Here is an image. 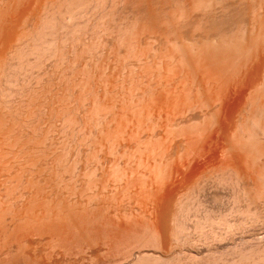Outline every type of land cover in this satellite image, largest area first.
Returning a JSON list of instances; mask_svg holds the SVG:
<instances>
[{"label":"rangeland","instance_id":"rangeland-1","mask_svg":"<svg viewBox=\"0 0 264 264\" xmlns=\"http://www.w3.org/2000/svg\"><path fill=\"white\" fill-rule=\"evenodd\" d=\"M62 1L63 0H36V1L35 0H28V1L26 0L25 3L21 7V9L23 8L22 10H24V13L28 12V14H27L28 19L26 18V20L23 22L22 27L20 28V34L23 33V34H21L22 40L18 41L16 39L15 41L17 43L14 41L15 43L13 42V44H10L11 45L10 47H9V45L3 46L2 52H0V70L2 72V73L0 72V76H1L0 77V81H1L0 82L1 83L0 84V86H1L0 87V97L2 98V99L0 98V102H1V104H0V140H1L0 141V198H1L0 199V249H1L0 250V261L1 262H0V264H2V263L3 264H6V263L12 264V263H17L18 261H19L18 264H25L24 262L26 260L27 261L31 260V258H35V259H32V261L36 260V264H39V263L40 264H69V263L70 264H78V262H79V264H116V263L117 264H127L130 261H132V259L138 253H142L144 255L146 254L147 259L160 257V259H162L161 262L162 263L165 262L163 264H224V263L225 264H240V263L249 264L250 259H251L248 257L249 254H250V256L252 254L253 255L255 254L257 256V255H259L258 253H260V252L263 253V250H264V244H262V243H264V230H263L264 229V220H262V219H264V198H263V196H264V186H263L264 180H263V182H261V185H260V181L263 178H261L260 181L258 180L259 179L258 176L261 177V174L264 175V156H262L261 159L259 158L260 159V161H259V159L256 158L257 155L255 154V152L258 149H254V151L256 150L255 152L253 151V149H250V150H249V148L244 149L246 147L243 145L237 144V142H235L236 144L233 143L234 145L232 144L233 147H229V145L232 142H234V140L236 139V138L233 139V137L235 136L234 134H237V132H236L237 127L236 126H238V124L241 123L237 119L240 118L239 120L241 121V118H242L241 116L239 117V115H238L240 113L239 108L242 107V105L244 103L243 102L244 97L242 95L238 96V94H237V96L234 97V100H229V103L227 101L226 105H224V108L220 109L221 111L218 109L216 110V108L214 107L215 106V103H214L215 99L212 100L213 105H211V106H213V109H215L216 114H214L215 111L213 109L212 110L214 112L209 114V112L211 111V110L209 111V109H208L210 107V105H207V103L209 104L211 102L210 100L214 98V97L213 98L211 97L212 94H210V93H212V92L215 93V90H217V87L219 88L220 91H224V87L227 88L228 86L231 85L229 83L231 82L232 74L234 75L237 72L238 69L236 70V68L238 66H240V61L234 59V64H232L231 62H233V60L232 61L230 60L231 62L230 61L229 62L231 64L227 63V65L230 66L231 68H233V67L234 68L230 69V67L229 68L227 67V69H229V71H227V69H225V68H224L225 70L223 69L225 64L222 65L223 67H220L221 64H219L220 62L217 63L218 61L217 62L211 61L209 59L210 60L209 62H213L212 63L213 68L209 67V66H208L209 67L208 68L206 66L207 64L205 65V63L208 62V61L206 62V60H208V59H206L204 57L206 60L203 61L204 63L203 62L200 63V61L204 60V58L203 59L200 58L199 62L197 61L198 58H195L196 60H194L193 63H195V64L198 63V65L200 64L199 66L198 65H195V66H198V67H200L201 65L203 67L206 66L208 68L207 70L212 68L211 71L212 70L215 71V69H218L219 73H218V71H217V73L215 72L216 73L215 75H214L213 71H212V73L214 76L219 74L218 75L220 78L219 80H218V76H216V79H217L216 80L215 77L211 73H210V75H212V76H210V77L206 76L208 78V80H210L211 77L213 80H215V83L213 80H210L211 82L213 81V83H210V81H207V79L205 78L206 72H205V75L203 77H202V75L197 74V72H195L196 74L194 73V75H196V76H194L191 73V71L193 72V71H195V69L194 68L191 69L192 66L190 67V65L187 64L188 62L186 64L184 63V64L180 65L177 62H175L173 59H171V56L169 55L170 53L167 54V52H168V49H170L172 47V44L170 45V43L165 42V40H164L165 38H166V41L168 40L167 36L164 37L166 34L165 35L162 34V35H164V36H162V35L158 34V33H162V32H157V34L160 35V37L161 36L164 37V39H161L162 37L159 39V36L157 34H155L156 35L155 37H157V41H156L155 40L156 38L152 35L151 30H150L151 31L150 33H149V31L147 33H145L147 31V29L145 30V32H143L144 34L139 32L140 30L143 31V29L141 28L142 24L140 25V22L142 23L143 20L140 21L142 18H140V15L138 13L139 12L138 11L139 9H137L138 5H137V7L135 6L136 2L134 3V1H133L134 5H131L132 2H130L131 4L127 5L129 3L127 1L124 3V0L123 1L122 0H117V1L115 0L118 4L114 5L115 4L114 0H112L113 2H111V1L109 2V0H108V3L106 2L108 4V7H107V4L103 2L107 7L104 9H103L104 6L102 7V5H104V4H102V2H101V5H100V2H99L98 6L100 5L101 7L97 6L98 8L94 7V9L96 12L98 10H101V12L98 11L97 13H95L92 6H91L92 8L90 7V10L84 9L85 11L83 9H81L82 7L78 9V10L81 9V11H74L72 9L71 10L65 9L66 4L63 5L64 3H62ZM169 1L167 2L168 4H170ZM172 1L174 3L176 2V5ZM172 1H171L172 5H175L176 7L182 6V4H180V2L177 3V1H179V0H172ZM182 1H181V3H182ZM222 1H221L222 4L220 6L225 5L227 7V8H225V10L226 9L227 10L222 12L223 9L219 8L218 12L215 11L213 13V14L217 13V16L219 15L221 17V19H220V17L218 16L219 20H218V17L216 18V20H218L217 22L220 23L222 20V22H225L227 24V27H229V31L232 28L231 32L236 33V31H239L238 29L240 28V26L238 25V22H236L237 21L236 19H238L237 14H240L241 12L239 13V11L243 10V13L245 12L244 14H246L248 12L247 13L248 17L246 16L247 14L246 15L242 14V15L246 16L245 17L246 20L244 19L242 24H245L244 27L248 28V29L244 28V30H250L252 28V26L255 24L254 27L256 26V28H255L256 33H257V31L264 33V28H263L264 27V16H263L264 15V4L262 2L263 0L261 1L262 3H260V0L259 1L258 0H246V1L245 0H242V1L241 0H229V1L228 0H222ZM224 1H225V3H224ZM59 2H60V5H58ZM64 2H65V0H64ZM121 2H123V4ZM143 2L145 3V1H143ZM162 2L164 5L165 1H162ZM234 2H236V3H234ZM148 3L149 2H147L146 4L149 5L150 3L149 4ZM159 3H160V1H159ZM255 3H256V7L253 8V5H255ZM257 3L259 5H263V6H259ZM61 4H62V6H61ZM120 4L122 6H120ZM168 4H167V7H170V9H171V7L172 8L174 7L171 4H170L171 6H168ZM231 4L233 6L229 7V6H231ZM239 4L240 5L242 4V5L240 6ZM236 5H237V7H236ZM128 6L129 7L132 6V7L129 8ZM111 7H112V9H111ZM179 7L174 8L173 11H175V9H180L178 11H181L182 7L181 8H179ZM257 7L262 8V9L259 8L262 12H260V10ZM58 8H59V10H58ZM67 8H68V6H67ZM88 8H89V6H88ZM162 8H163V6H162ZM238 8H240L241 10H237ZM251 8H253V9H251ZM51 9H52V11H51ZM62 9H64L63 10L64 13L61 12ZM92 9H93V11H92ZM96 9H98V10H96ZM110 9H111V11L113 10V12H111ZM118 9H120V10H118ZM121 9H123V10H121ZM229 9L230 10L232 9L234 12H231L232 10L230 11ZM235 9H236V11H235ZM66 10H68V11H66ZM133 10H134V12L132 13L131 11H133ZM165 10H166V6H165ZM171 10H170V14H172ZM249 10H252V11H249ZM45 11H47V12H45ZM70 11H71V13L74 12L72 14L75 15V17H74L75 19H76V17H77V20L79 19L78 21L76 20L77 21L76 23H75V19L73 18L74 21H72V17H70V15H69ZM105 11L108 13V15ZM168 11L169 10L167 9V12ZM227 11H229V12L227 13ZM255 11H256V13H255ZM60 12H61V14H60ZM76 12H77L78 16L75 14ZM79 12L81 13L80 16H79ZM85 12L87 14H85ZM123 12H125L126 14ZM196 12H198V11H196ZM225 12H226V14H225ZM236 12H237V14H235ZM56 13H59V14H56ZM223 13H224V15H223ZM72 14H71V16H73ZM89 14H90V16H89ZM96 14H98V15H96ZM102 14L107 15L106 17L104 16L106 20H104V18L102 17L103 16ZM253 14H254L257 21L254 19ZM259 14L262 15L261 18L259 17V16H261ZM62 15L66 16L67 18L64 19ZM81 15L82 16L84 15V17H82ZM231 15H232V17H231ZM42 16H45V17H42ZM52 16H55L56 19L54 17L52 18ZM223 16L226 18V20H225V18L223 19ZM244 16H243V18H244ZM39 17H41V18H39ZM78 17H80V18H78ZM86 17L89 18L90 21ZM115 17L118 19H116ZM215 17H216V15H215ZM234 17H235V19H234ZM44 18L47 19V21ZM69 18L71 19L72 22L70 21ZM81 18H84L86 21L84 19H81ZM92 18H93V20H92ZM129 18H130V20H129ZM48 19L49 20H51V19L58 20L61 23L57 22V21L55 22L53 20L54 24L52 26L50 24L51 22ZM99 19L105 21V22L101 21V23L103 25H101ZM136 19L138 20L137 22H136ZM258 19H262L263 23L259 22L261 25L258 23ZM61 20H64L65 21L64 23H66V24L68 23V26H70L69 27L70 29L68 28V26H66V28H65L64 25H66V24H62L63 21H61ZM67 20H68V22H66ZM252 20H255L256 22L255 21L252 22ZM84 21L87 23V25H88L87 27L89 29L86 27V23ZM113 21H115V22H113ZM129 21H130V23H129ZM42 22L44 24L47 23L46 27H48L49 26L48 24H50L53 27V29H55V27L58 26L55 31L52 30L51 26H50V28L49 27L47 28V30L49 29L48 31L51 30V34L53 31L55 32L54 34H56V35L58 34L57 35L58 37L57 36L55 37V35H53V34L50 35L48 32L49 36L47 38V36H46L47 34L46 35L43 34V32L46 33L47 31H45L46 27L44 28V24ZM70 22L73 23L75 26L73 24H71ZM96 22H97V24H96ZM247 22H248V24H247ZM55 23H57V25ZM98 23H99V25H101L100 26L101 28L99 27ZM106 23H108L109 26ZM120 23L122 26L120 25ZM76 24L77 25L79 24L77 28H75ZM54 25H55V27H54ZM61 25L64 26V29H63V27H61ZM104 25H105V27L107 25V27L103 28V30H104L103 31L102 26H104ZM237 25L239 26L238 28H237ZM38 26H40V27H38ZM72 26L76 29L75 31H77L79 29L81 30V28H82V31L79 30L77 32H72L73 31ZM84 26L86 27V29H88V33H87ZM90 26H91V28H90ZM128 26H129V28H127ZM59 27L62 29H59ZM125 27L127 30L125 29ZM193 29H194V27H193ZM234 29L235 30L237 29V30L235 31ZM37 30L39 33H41L40 35L37 32ZM92 30H94V31H92ZM100 30H102L101 33H100ZM105 30L108 32H106ZM89 31H91L92 33ZM97 31H99V32H97ZM118 31L120 33L123 31L121 33V34H123V37ZM79 32H80V34H79ZM81 32H83V33H81ZM84 32L87 35H85ZM199 32L200 31H197V34H200ZM231 32H230V34L232 35L233 33H231ZM35 33H36V35H35ZM61 33H63V34H61ZM69 33H71L70 34L71 36L75 37V38L73 37V39L77 38L76 39L77 41L78 40L80 41L79 38H81V41H80L81 43L76 42L77 45H75V43H73V42H75L76 40L71 41L72 39H68L71 37L69 35ZM75 33L77 35H79V37H77ZM89 33H91V36ZM95 33H98V34L95 35ZM104 33L106 35H104ZM134 33L135 34L137 33V34L135 35ZM81 34L84 35L85 37L86 36L87 37L85 38ZM109 34L112 36H110ZM145 34H147L146 36H150V34H151L150 38L149 37L146 38V36L143 37V35H145ZM236 34H238V32ZM64 35H65V38L67 37V39L64 38ZM37 36H39L40 39L37 38ZM41 36H43L45 39H43V37H41ZM50 36H52V37L50 38ZM53 36L58 41H56ZM80 36L84 37L85 39L80 37ZM96 36H98V38ZM133 36H135V37H133ZM33 37H35V39ZM90 37H92V38H90ZM141 37H142V39H139ZM24 38H25V41H24ZM28 38L32 39L31 43H30ZM52 38L55 41H52ZM37 39H39V40H37ZM42 39H43V41H45L44 43L49 41L50 45H48L49 43L46 44L48 47L44 43L42 45V43H41V42H43ZM118 39H120V40H118ZM144 39H147L150 43H147L148 41H146ZM149 39H151V41ZM34 40L35 41L37 40L38 42L37 41L35 42ZM153 40H155V41H153ZM162 40H164V42H163L164 44H162L160 42ZM39 41H40V43H39ZM51 41L54 42L55 43L54 45H56L57 47L56 46L54 47V45H52L54 48H51L52 47ZM64 41H67V42H64ZM144 41H145V43H144ZM83 42H85L86 45ZM134 42H135V44H134ZM37 43H39L41 46L36 45ZM56 43H58V44H56ZM60 43L62 44V46L60 45ZM65 43H66V45H65ZM72 43L74 46H72ZM166 43H168L171 47H169L168 44L166 45ZM83 44H84V46H83ZM160 44H162L163 46ZM91 45H92V47H91ZM94 45L95 46L97 45V46L95 47ZM25 46H28L29 48H27V47L25 48ZM34 46H37L38 48L42 47V46H44L45 48L47 47V49L49 50V53H48V51H46L47 49L44 50V52H43L42 48H41V50H39V49H37V47L35 49ZM49 46H50V48H49ZM85 46H86V48L87 47L88 48L86 49ZM158 46H159V48H156ZM17 47L20 48V51H22L21 53ZM112 47H113V49H112ZM129 47H130V49H129ZM162 47H164V48L166 47L165 49L167 51L163 50L164 48H162ZM22 48H23V50H22ZM89 48H91L90 51H88ZM27 49L30 51H27ZM51 49L52 50L55 49V51H51ZM73 49H75V51ZM82 49L83 50L85 49V53L86 52L87 53L85 54L84 51H82ZM135 49H137V51ZM17 50L19 53L16 52ZM65 50H66V52H65ZM161 50H163V51H161ZM172 50L173 49H171V51ZM23 51L24 52L26 51L25 54ZM35 51L38 53H36ZM29 52L30 53L32 52V54H30ZM39 52H41L43 55L39 54ZM101 52L103 53V55ZM162 52H164V54ZM15 53H17V54H15ZM105 53H106V55H105ZM131 53L133 56L131 55ZM11 54L13 57L11 56ZM18 54H21V55L19 56ZM148 54H149V56H148ZM27 55H29L30 57ZM60 55H61V57H60ZM134 55H136L137 57ZM165 55H167V56H165ZM15 56H17L18 58L17 57L15 58ZM24 56H26V57L24 58ZM143 56H144V58H143ZM188 57H191V56L188 55ZM125 58H126V60H125ZM24 59L27 61V63ZM189 59H191V58H189ZM171 60H173V61L171 62ZM19 61H21V62H19ZM94 61H96V62L94 63ZM125 61H126V63H125ZM195 61H197V63ZM235 61H237L239 63H237ZM8 62H10V64H8ZM214 62L217 63L218 68L214 67L215 66V65H213V64H215ZM167 63H169V64H167ZM193 63L191 62L190 64H193ZM221 63H223V62H221ZM235 63H236V65L238 64V66H236ZM209 64L211 66V63H208V65ZM218 64H219V66H218ZM168 65H169V67H168ZM186 65H187V67L189 66L188 72H190V75H193L194 77H197L198 79L195 78L194 79L195 81H194V80H192L193 78L192 79L190 78L191 76L189 75V73L186 72L187 71ZM140 66H143V67H140ZM181 66L182 67L184 66V67L182 68ZM84 67H85V69H84ZM193 67H194V65H193ZM225 67H226V65H225ZM171 68H172V70H171ZM115 69H116V71H115ZM162 69H164V70H162ZM197 69H198V73H199V72H202L203 71L202 69H204V68L201 69V67H200V70H199V68H197ZM159 70L161 72L160 75H159ZM170 70H171V72H170ZM207 70H205V71H207ZM8 71H9V73H8ZM37 71H39V72H37ZM220 71H222V72H220ZM207 72H209V71H207ZM225 72H227V73H225ZM4 73L6 74L7 77H5ZM79 73H80V75H79ZM172 73L174 74V76ZM229 73H230V75H228ZM237 73L239 74V72H237ZM237 73L234 75L235 78H232V79H234V80L237 79L236 78ZM7 74H9V75H7ZM179 74H181V75H179ZM184 74H186V75H184ZM200 74H204V71H203V73H200ZM222 74L224 75V77L222 76ZM175 75L179 76L180 78H178V80H177V78H175L176 77ZM228 76H229V80H230L229 83L227 82V81H229ZM187 77L189 78V80ZM202 78L204 80H201ZM248 78H250V76L249 77L247 76V79ZM4 79H6V80H4ZM182 79L184 81H187V82H185L187 87H185L186 85L182 82L183 81ZM199 79L201 80L200 83H199V81H200ZM205 79H206V81H205ZM178 81H179V83H178ZM189 81L191 84L188 83ZM204 81L207 83L208 82L210 83L209 88H208L207 83H205L207 85V86H205L206 87V89H205V87H204L205 84H203ZM169 82H171V83H169ZM192 82H194V85H192ZM232 82H233V80H232ZM32 83H33V85H32ZM227 83L229 85H225ZM57 84H58V86H57ZM170 84H172V85H170ZM181 84H182V86H181ZM223 84L225 85L224 87L222 86ZM84 85H86V86H84ZM175 85H176L177 89L175 88ZM198 85H200V86H198ZM211 85L213 88H211ZM73 86H76V87H73ZM126 86H128V87H126ZM219 86L220 87L222 86L223 88L220 89ZM190 87L192 89H190ZM197 87H199V88H197ZM57 88L59 90H57ZM187 88L190 89L191 92ZM193 88H194V90H193ZM195 89L199 90L198 92L201 91V93L195 94L197 92ZM83 90H85V91H83ZM105 90H106V92H105ZM178 90H179V92H178ZM202 90H205V91H202ZM186 91L189 92L187 96H186V94H187ZM209 91H212V92L209 93ZM164 92H166V93H164ZM176 92H178L179 94ZM1 93L2 94L4 93V94L2 95ZM80 93H83V94H80ZM170 93H172V95ZM208 93H209V95H208ZM216 93H218V90L216 91ZM165 94H168V96L167 95L164 96ZM205 94L208 96H205ZM175 95L179 96V98L176 97ZM190 95H192V96L189 98ZM195 95L197 97H194ZM136 96H137V98H136ZM198 97H199V99H198ZM206 97H208V99L209 98H211V99L205 100ZM12 98H13V100H12ZM131 98L133 100H131ZM161 98H162V100H161ZM170 98L171 99L173 98L172 99L173 101ZM186 98H188L189 100H187ZM191 98H193L194 102L192 101ZM195 98H196V101H195ZM35 99H36V101H35ZM112 99H114V100H112ZM201 99H202V101H204V102L207 101V102L202 103V101H200ZM160 100H161V102H160ZM165 100L168 101V104L171 107H169L167 102L166 103L164 102ZM180 100H181V102H180ZM185 100H186V103H188V105L190 107H193V105L195 106L196 104H198V105H196L197 107L195 106V107L191 108V110H190L189 109L190 107L188 108V105H186ZM190 101H191V103H190ZM130 102H132V103H130ZM174 102L177 103L178 105L175 104ZM60 103H62V104H60ZM84 103H85V105H84ZM98 103H99V106H98ZM161 103H163L162 104L163 107L161 106ZM171 103L173 105H171ZM164 104L167 105L169 108L165 107ZM203 104H205V106ZM1 105H2V107H1ZM11 105H13V106H11ZM25 105L27 106L26 108H25ZM131 105H133V106H131ZM182 105H184V107L186 106V109L187 108L188 109L187 110L182 109V108H184ZM206 105H207V107H206ZM63 106H64V108H63ZM84 106H85V108H84ZM128 107H130V108L128 109ZM161 107H162V109H161ZM198 107H200L201 110L204 111L203 114L201 113L202 111L200 110V108L198 109ZM174 108H176V109H174ZM205 108H207L206 111L204 110ZM39 109H40V111H39ZM96 109L99 111H97ZM12 110L15 112L14 114H13ZM69 110L73 111V112H70ZM131 110H133V111H131ZM171 110H173V111H171ZM79 111H80V113H79ZM130 111L132 113H130ZM174 111H176L177 113ZM188 111H189V113H188ZM207 111H209L208 114L206 113ZM217 111L221 112V113H217ZM183 112H185V113H183ZM136 113H137V116H136ZM166 113H168V114H166ZM173 113H174V115H173ZM51 114H52V116H51ZM138 114H139V116H138ZM159 114H160V116H159ZM212 114H214L215 117ZM217 114H219V115H217ZM1 115H2V117H1ZM95 115H97V116H95ZM175 115H178V116H175ZM211 115H212V118L210 117ZM219 117H220V119H219ZM13 118L17 122L15 120H13ZM75 118H77V119H75ZM20 120H22V121H20ZM203 120H204V122H203ZM30 123H31V125H30ZM73 123H74V125H73ZM190 124H192V125H190ZM205 124H206V127H205ZM91 125L93 126V128ZM186 125H188V126H186ZM189 125L191 126V128ZM250 125H248V128H250ZM172 126H173V128H172ZM168 127H170V129H168ZM200 127H203L204 129H206V131ZM190 129H191V131L189 132ZM207 129H209V130H207ZM109 130H111V131H109ZM180 130H181V132H180ZM102 131H103V133H102ZM173 131H175V132H173ZM61 133H62V135H61ZM187 135H190L191 137L187 136ZM118 136H119V138H118ZM236 137H237V135H236ZM10 139H12V140H10ZM41 139H42V141H41ZM30 142L32 144H30ZM66 142H68V143H66ZM138 142H140V143H138ZM184 143H186V144H184ZM228 143H229V145H228ZM28 144H30V145H28ZM179 144H180V147H179ZM260 145L262 146L263 144L260 143ZM43 146L45 147L46 150L44 149ZM34 150L36 152H34ZM253 152H254V154H253ZM249 153H252L253 156H250L251 154H249ZM34 156H35V158H34ZM156 156H157V158H155ZM245 159H246V161H245ZM251 159L255 162H252ZM255 159H257V160H255ZM27 161L29 162V164H27L28 163ZM139 161H140V163H139ZM246 165H248V166H246ZM253 166L256 169L251 168ZM262 168H263V171H262ZM102 169H103V171H102ZM243 169L245 171H243ZM250 170L252 172H250ZM253 171H255V172H253ZM228 172H230V173H228ZM233 172L234 173L236 172L235 173L236 175H233L234 174ZM256 172H257L258 176L256 175ZM143 173H145V174H143ZM238 173L239 174L242 173L241 176L244 175V176H242L243 178L242 177L240 179L238 178L240 181L239 183H241V185L239 184V186H241V188H239V186H236L238 184V183L236 184V181H237L236 176L238 175ZM253 173H254V176H253ZM115 174H116V176H115ZM229 174H231L232 176ZM112 175H114V176H112ZM44 176H46V177H44ZM160 178H161V181H160ZM106 182H107V184H106ZM158 182H160V183H158ZM41 183H43V184H41ZM131 183H132V185H131ZM142 183H143V185H141ZM233 183H235V184H233ZM243 183H245V184H243ZM160 184L164 188V189H158V190H161V192L155 190V189H157L158 186H160ZM260 187H262V188H260ZM242 188H243V190H240ZM245 188H247V189H245ZM154 190L156 191V193ZM255 190H256V192H255ZM240 191H242V192H240ZM243 191L246 193H244ZM257 191H259V195H262V196H259L257 194ZM260 191L263 193L260 194ZM97 192H98V194H97ZM158 192L160 194H158ZM247 192H248V195H250L251 197H248ZM150 194H152V195H150ZM255 195H257V198H255L256 197ZM150 196H151V198H150ZM258 196H259L260 200L258 199ZM97 197H99V198H97ZM111 197H113V198H111ZM96 198H97V201H96ZM223 199H224V201H223ZM34 200H35V202H34ZM247 200H249V201H247ZM254 201H255V203H254ZM30 202H31V204H30ZM59 202H60V204H59ZM246 203L249 205H247ZM251 203H253V204H251ZM20 204H22V205H20ZM176 205H177V207H176ZM41 206H42V208H41ZM70 207H71V209H68ZM174 207L178 208V212H175L177 210ZM44 208H46V209H44ZM56 208H57V212H55ZM78 208H79V211H78ZM94 208H95V210H94ZM173 208H174V211H173ZM38 212H39V214H38ZM149 213H150V215H149ZM35 214H37V216ZM56 214H58V215H56ZM45 215H46V217H45ZM86 215H89V216H86ZM168 215H169V217H168ZM246 215H247V217H246ZM25 216H27V217H25ZM48 216H49V218H48ZM35 217H37V219ZM16 218H18V219H16ZM138 218H139V220H138ZM82 219H83V221H82ZM1 221H3L4 223L3 222L1 223ZM26 221H27V224H26ZM31 221H32V223L30 224ZM34 221H36V223L37 222L38 223L37 224L35 223L33 225ZM39 221H40V223H39ZM146 221H147V223H146ZM153 221H155L156 223H159L160 227L163 229H167L169 231V233H171V234L173 233V235L177 233V238H176V235L175 236L171 235L170 238H172V236H173L175 239L172 238V240L169 242L170 244H167L168 242L166 244H164V242H162L160 240H159L160 241L159 242L158 239L156 240V242L153 241L152 236H151L152 233L150 234V232L152 231V230L150 231V229H152V226L155 223V222L152 223ZM22 222H24V223H22ZM83 222H84V224H83ZM252 222H253V224H252ZM72 223H73V225H72ZM168 223H171L172 226ZM6 224H8L9 227ZM151 224H152V226H151ZM77 225H79V226H77ZM149 225H150V229L147 230L148 228H146V227L147 226L149 227ZM165 226H167V227L165 228ZM28 227H31V228H28ZM35 227H37V228H35ZM68 227H69V229H68ZM74 227L75 228L77 227V228L75 229ZM144 227L146 229H144ZM195 227H196V229H195ZM73 228H74V230H72ZM87 228H89V229H87ZM120 229H121V231H120ZM19 231H20V234H19ZM24 231H26V232H24ZM254 232H256V233H254ZM240 233H242V234H240ZM48 234H50V235H48ZM37 235H38V237H36ZM61 235H62V237H61ZM28 236H30V237H28ZM48 236H50V237H48ZM17 237H18V240H17ZM43 237H44V240H43ZM53 237H54V239L52 240ZM66 237H68V239ZM79 238H81L84 241H80L81 239L79 240ZM23 239L26 241H24ZM134 239H135V241H134ZM221 239H223V240H221ZM174 240H175V242H174ZM14 241H15V243H14ZM58 241H60V242H58ZM66 243H68V244H66ZM159 243H161L162 246ZM24 244L26 245L25 248L23 247V246H25ZM236 244H237V246H236ZM243 244H244V246H243ZM35 245H36V247H35ZM241 245H242V247H241ZM260 245H262V246H260ZM153 246H155V247L153 248ZM167 246H168V248H167ZM254 246L255 247L259 246V247H257V249H256ZM4 247H5V249H4ZM20 247H23V249ZM17 248H18V250H17ZM250 248H252V249L255 248L256 249L255 251L257 253H254L255 252L254 249L253 250L251 249V253H249ZM260 248H262V251L260 250ZM58 249H60V250H58ZM258 249L260 250V252L257 251ZM34 250H36V252ZM45 250H47V251H45ZM63 250H65V251H63ZM75 250H76V252H75ZM82 250H84V251H82ZM86 250H87V252L84 253ZM228 250H230V251H228ZM19 251H21V252H19ZM246 251H248V253H246ZM3 252H5V253H3ZM27 252H29V253H27ZM73 252H75V253H73ZM22 253L24 255H22ZM245 253L248 257L246 259L249 262L244 259L245 256L243 257L241 255V254L244 255ZM10 254H11V256H10ZM46 254H48V255H46ZM180 254H182V255H180ZM57 255H58V258H57ZM86 255H88V256H86ZM253 255L251 257H253ZM255 255H254V257H255ZM14 256H15V258H13ZM26 256H27V258H26ZM51 256H53V257H51ZM78 256L80 257V259ZM151 256H152V258H151ZM155 256H157V257H155ZM4 257H6V259ZM240 257H242V258L240 259ZM179 258H180V260H179ZM7 259L10 261H8ZM242 259H244L245 261ZM3 260H5V261H3ZM42 260H44V261H42ZM77 260H79V261H77ZM165 260H167L168 262ZM27 261H26V264L29 262V261L28 262ZM158 262H160L159 259H158Z\"/></svg>","mask_w":264,"mask_h":264},{"label":"bare ground","instance_id":"bare-ground-1","mask_svg":"<svg viewBox=\"0 0 264 264\" xmlns=\"http://www.w3.org/2000/svg\"><path fill=\"white\" fill-rule=\"evenodd\" d=\"M25 1L26 0H0V52H2V49H3V46H8L9 45V47L11 46L10 44H13V42L17 39L18 41H20V40H22L21 39V34H23V33H21L20 34V28L22 27V25H23V22L26 20V18H27V14H28V12H26V13H24V10H22L21 9V7H22V5L25 3ZM28 1V0H27ZM36 1V0H35ZM113 2L112 0H109V2ZM117 1V0H116ZM115 0H114V2H115V4L114 5H116V4H118L117 2H116ZM123 1V0H122ZM129 2L127 5H129V4H131L130 2H132V4L131 5H134L133 4V1H134V3L136 2V4H135V6L137 7V5H138V8L137 9H139L138 11V13H139V15H140V18H142L140 21H142L143 20V22L141 23L140 22V25L142 24V26H141V28L143 29V31H139L140 33H143V32H145V30L147 29V31L145 32V33H147L148 31H149V33L151 32L152 33V35L155 37L156 35L155 34H157V32H162V33H158V34H160V35H162V34H166L165 36L164 35H162V36H164V37H168V40L166 41V38L164 39V37H160V35H158L159 36V39L161 38V39H164L165 40V42H168V43H170V45L172 44V47L168 44V43H166V45L168 44L169 45V47H171L170 49H168V52H167V54L168 53H170L169 55L171 56V59H173L175 62H177L178 64H186L187 62V64L188 65H190V67H191V69L192 68H194L195 69V71H191V73L194 75V73L195 72H197V74H199V75H202V77L205 75V72H206V75H205V78L207 79V81H210V80H213L212 79V77H211V79L210 80H208V78L207 77H210V76H212L213 75V73H212V71L214 72V75L217 73V71H218V69H215V71L214 70H212L211 71V69L213 68V66H212V63L213 62H209L210 60L211 61H218L217 63H219V64H221L220 65V67H223L222 65H226V67H225V65H224V67H223V69L225 68V69H227V67L229 68L230 66H228L227 65V63L228 64H234V59L235 60H238V61H240V66H238V64L236 65V63H235V65L236 66H238L237 68H236V70H237V72H239V74L237 73V75H236V78L237 79H232V78H235V74L233 75L232 74V77H231V82H232V80H233V82L231 83L230 82V80H229V76H228V80L229 81H227L229 84H231L230 86H226L227 88H225L224 86L225 85H229L228 83L227 84H223L222 86L224 87V91H220L219 90V88L217 87V90H218V93H216V91L217 90H215V93L214 92H212V91H209V93L210 92H212V93H210V94H212L211 95V97L213 98V99H211V98H209L208 99V97H206V99L205 100H210L211 102V104L209 103H207V105H210V107L208 108L209 109V111H207L206 113L208 114V112H209V114H211V113H213L214 111H215V109H213V106H211V105H213L212 104V100H214V103H215V108H216V110L218 109V110H220V109H223L224 108V105H226V103H227V101H228V103H229V100H234V97H236L237 96V94H238V96L239 95H242L243 97H244V103H243V105H242V107H240L239 109H240V113L238 114L239 115V117L241 116L242 118H241V121L239 120V119H237L239 122H241V123H239L238 124V126H236L237 127V130H236V132H237V134H234L233 136V139H235L234 140V142H232L230 145H229V143H228V145H229V147H233L232 146V144L234 143V144H236L235 142H237V144H239V145H243V146H245L246 148H244V149H248L249 148V150L250 149H253V151H254V149H258L256 152L258 153H256L255 151V154L257 155V157L256 158H260L261 159V157L262 156H264V33H261V32H258L257 31V33H256V31H255V28H256V26L254 27V25L252 26V28L250 29V30H244V28L246 29L247 27H244V25L245 24H242L243 23V21H244V19L246 20V16L248 17V12L246 13V14H244L243 13V10L242 11H239V13L240 14H237V12L235 13V14H237V18L238 19H236L237 21L236 22H238V25L240 26V28L238 29L239 31H236L235 29V31H236V33L238 32V34H236V33H233V32H231V30H232V26L230 27L231 29H230V31H229V27H227V24L225 23V22H222V20H221V22L219 23V22H217L218 20H219V17L217 16V13L216 14H213L215 11H217L218 12V9L219 8H221V9H223L222 10V12H224V11H226L225 10V8H227L225 5V7L222 5V6H220L221 4H222V0H179V1H177V3H179L180 2V4H182V8L181 7H179V8H181L182 10L181 11H178V10H180V9H175V11H173V9L174 8H178V7H176L175 5H176V2L174 3L172 0H143V1H145V3L142 1V0H124V3L125 2ZM142 1V2H141ZM149 2L148 4L149 5H147L146 3L147 2ZM159 1H160V3L162 2V1H165L164 2V5H163V2L160 4L159 3ZM170 2V4H171V1L175 4V5H172V6H174L173 8L171 7V9H170V7H167V2ZM181 1H182V3H181ZM222 1V2H221ZM229 1V0H228ZM242 1V0H241ZM246 1V0H245ZM259 1V0H258ZM262 0H260V3H262L263 2V4H264V0L261 2ZM57 2V1H56ZM99 2H100V5H101V2H102V4H104V3H108V0H65V2H64V0L62 1V3H64L63 5H65L66 7H65V9H68V10H74V11H81V9H88V10H90V7L92 6L93 7V9H94V7H97L98 6V4H99ZM104 2V3H103ZM249 2V1H248ZM254 2V1H253ZM46 3V2H45ZM55 3V2H54ZM106 3V4H107ZM122 4H123V2H121ZM138 3V4H137ZM156 3V4H155ZM159 3V4H158ZM224 3H225V1H224ZM228 3V2H227ZM234 3H236V2H234ZM239 3V2H238ZM247 3V2H246ZM252 3V2H251ZM47 4V3H46ZM57 4V3H56ZM69 4V5H68ZM112 4V5H113ZM170 4H168V6H171ZM253 4V3H252ZM258 4V3H257ZM48 5V4H47ZM46 5V6H47ZM52 5V4H51ZM50 5V6H51ZM58 5H60V2H59V4ZM57 5V6H58ZM89 6V8H88V6ZM98 6V7H101V6ZM160 5V6H159ZM230 5V4H229ZM228 5V6H229ZM240 5V4H239ZM242 5V4H241ZM240 5V6H241ZM250 5V4H249ZM259 5V4H258ZM45 6V5H44ZM54 6V5H53ZM61 6H62V4H61ZM67 6H68V8H67ZM104 6V7H103ZM120 6H122L121 4H120ZM134 6V7H135ZM162 6H163V8H162ZM165 6H166V10H165ZM233 5L231 4V6H229V7H232ZM259 6H263V5H259ZM82 7V8H81ZM84 7V8H83ZM91 7V8H92ZM97 7V8H98ZM102 7H103V9L104 8H107L108 7V4H107V7H106V5L104 4V5H102ZM110 7V6H109ZM113 7V6H112ZM112 7H111V9H112ZM118 7V6H117ZM126 7V6H125ZM124 7V8H125ZM129 7V6H128ZM132 7V6H131ZM131 7H129V8H131ZM133 7V8H134ZM135 7V8H136ZM160 7V8H159ZM235 7V6H234ZM233 7V8H234ZM236 7H237V5H236ZM235 7V8H236ZM247 7V6H246ZM254 7H256V3H255V5H253V8ZM55 8V7H54ZM64 8V7H63ZM70 8V9H69ZM79 8H81L80 10H78ZM115 8V7H114ZM245 8V7H244ZM253 8H251V9H253ZM258 8V7H257ZM260 8V7H259ZM258 8V9H259ZM50 9V8H49ZM48 9V10H49ZM56 9V8H55ZM76 9V10H75ZM93 9H92V11H93ZM102 9V10H103ZM111 9H110V11H111ZM117 9V8H116ZM115 9V10H116ZM167 9L169 10L168 12H167ZM243 9V8H242ZM256 9V8H255ZM260 9H262V8H260ZM259 9V10H260ZM54 10V9H53ZM58 10H59V8H58ZM63 10L64 9H62V11L61 12H63ZM68 10H66V11H68ZM87 10V11H88ZM96 10H98V9H96ZM118 10H120V9H118ZM121 10H123V9H121ZM128 10V9H127ZM170 10L172 11V14H170ZM230 10V9H229ZM232 10V9H231ZM230 10V11H231ZM237 10H241L240 8H238ZM245 10V9H244ZM51 11H52V9H51ZM56 11V10H55ZM85 11V10H84ZM91 11V12H92ZM98 11H100L101 12V10H98ZM97 11V12H98ZM104 11V10H103ZM107 11V10H106ZM105 11V12H106ZM117 11V10H116ZM129 11V10H128ZM137 11V10H136ZM177 11V12H176ZM196 11H198V12H196ZM235 11H236V9H235ZM246 11V10H245ZM249 11H252V10H249ZM258 11V10H257ZM39 12V11H38ZM45 12H47V11H45ZM44 12V13H45ZM57 12V11H56ZM61 12H60V14H61ZM94 12L95 13H97L96 11H95V9H94ZM99 12V13H100ZM108 12V11H107ZM106 12V13H107ZM111 12H113V10L111 11ZM126 12V11H125ZM125 12H123V13H125ZM132 13L134 12V10L133 11H131ZM196 12V13H195ZM229 11H227V13H228ZM231 12H234L233 10L231 11ZM260 12H262L261 10H260ZM50 13V12H49ZM64 13V12H63ZM67 13V12H66ZM69 13V12H68ZM72 13H74V12H72ZM71 13V11H70V13H69V15H70V17H72V21H74V17H75V15H73ZM103 13V12H102ZM120 13V12H119ZM255 13H256V11H255ZM56 14H59V13H56ZM71 14L73 15V16H71ZM76 15H77V12L75 13ZM80 12H79V16H80ZM85 14H87L86 12H85ZM126 14V13H125ZM124 14V15H125ZM135 14V13H134ZM220 14V13H219ZM225 14H226V12H225ZM233 14V13H232ZM234 14V15H235ZM242 14H244V15H246V16H244V15H242ZM37 15V14H36ZM44 15V14H43ZM46 15V14H45ZM48 15V14H47ZM54 15V14H53ZM64 15V14H63ZM62 15V16H63ZM68 15V14H67ZM92 15V14H91ZM96 15H98V14H96ZM103 15V14H102ZM107 15H108V13H107ZM107 15H103L102 17L104 18V20H106L105 19V17L107 16ZM112 15V14H111ZM215 15H216V17H215ZM223 15H224V13H223ZM230 15V14H229ZM228 15V16H229ZM233 15V16H234ZM259 15H261V14H259ZM258 15V16H259ZM32 16V15H31ZM40 16V15H39ZM61 16V17H62ZM78 16V15H77ZM82 16V15H81ZM87 16V15H86ZM89 16H90V14H89ZM105 16V17H104ZM113 16V15H112ZM136 16V15H135ZM227 16V15H226ZM236 16V15H235ZM239 16V17H238ZM243 16H244V18H243ZM253 16H254V14H253ZM264 16V15H263ZM42 17H45V16H42ZM55 18V16H52V18ZM57 17V16H56ZM59 17V16H58ZM82 17H84V15L82 16ZM93 17V16H92ZM139 17V16H138ZM218 17V20H216V18ZM231 17H232V15H231ZM260 18L262 17V15L261 16H259ZM258 17V18H259ZM39 18H41V17H39ZM47 18V17H46ZM63 18L64 19H66L67 17L66 16H63ZM74 18V19H73ZM78 18H80V17H78ZM87 18V17H86ZM98 18V17H97ZM101 18V17H100ZM110 18V17H109ZM116 18V17H115ZM136 18V17H135ZM225 17L223 16V19H224ZM28 19V18H27ZM45 19V18H44ZM56 19V18H55ZM58 19V18H57ZM70 19V18H69ZM81 19H84V18H81ZM88 20H89V18H87ZM96 19V18H95ZM94 19V20H95ZM102 19V18H101ZM101 19H99L100 20V23H101V21L102 22H105L104 20H101ZM116 19H118V18H116ZM122 19V18H121ZM138 19V18H137ZM136 19V22L138 21ZM220 19H221V17H220ZM229 19V18H228ZM234 19H235V17H234ZM248 19V18H247ZM252 19V18H251ZM254 19L256 20V18H255V16H254ZM46 21H47V19H45ZM49 20V19H48ZM53 20L54 19H51V20H49L50 22V24L53 26ZM77 17H76V19H75V23L79 20H77ZM85 20V19H84ZM87 20V21H88ZM92 20H93V18H92ZM91 20V21H92ZM98 20V21H99ZM124 20V19H123ZM127 20V19H126ZM129 20H130V18H129ZM133 20V19H132ZM225 20H226V18H225ZM224 20V21H225ZM255 20H252V22H254ZM28 21V20H27ZM42 21V20H41ZM55 22L57 21V22H60V21H58V20H54ZM61 21H63L62 22V24H66V23H64L65 21L64 20H61ZM70 21H71V19H70ZM71 21V22H72ZM82 21V20H81ZM86 21V20H85ZM84 21V22H85ZM90 21V20H89ZM97 21V22H98ZM109 21V20H108ZM228 21V20H227ZM226 21V22H227ZM235 21V20H234ZM257 21V20H256ZM255 21V22H256ZM45 22V21H44ZM66 22H68V20L66 21ZM70 22V23H71ZM80 22V21H79ZM78 22V23H79ZM95 22V21H94ZM97 22H96V24H97ZM113 22H115V21H113ZM132 22V21H131ZM229 22V21H228ZM259 22H262V19H258V23ZM36 23V22H35ZM41 23V22H40ZM43 23V22H42ZM61 23V22H60ZM81 23V22H80ZM86 23V22H85ZM110 23V22H109ZM127 23V22H126ZM129 23H130V21H129ZM245 23V22H244ZM263 23V22H262ZM25 24V23H24ZM44 24V23H43ZM50 24H48L49 26V28H50ZM56 25H57V23H55ZM71 24H73V23H71ZM82 24V23H81ZM80 24V25H81ZM90 24V23H89ZM94 24V23H93ZM107 25H108V23H106ZM123 24V23H122ZM125 24V23H124ZM128 24V23H127ZM138 24V23H137ZM247 24H248V22H247ZM252 24V23H251ZM257 24V23H256ZM260 24V23H259ZM42 25V24H41ZM70 25V24H69ZM74 25V24H73ZM79 25V24H78ZM78 25L76 24V27L75 28H77L78 27ZM98 25H99V23H98ZM97 25V26H98ZM101 25H103L102 23H101ZM101 25H99V27L101 26ZM107 25H106V27H107ZM115 25V24H114ZM120 25H121V23H120ZM135 25V24H134ZM236 25V24H235ZM237 25V28L239 27ZM261 25V24H260ZM259 25V26H260ZM43 26V25H42ZM47 26V23H45L44 24V28ZM51 26V27H52ZM65 26V28H66V26H68V23L66 24V25H64ZM64 26H62L61 25V27H63V29H64ZM75 26V25H74ZM82 26V25H81ZM80 26V27H81ZM88 25H87V23H86V27H87ZM109 26V25H108ZM113 26V25H112ZM122 26V25H121ZM120 26V27H121ZM126 26V25H125ZM38 27H40V26H38ZM48 27H46L45 28V31H47L46 33L45 32H43V34H47L46 36H47V38H48V32H49V34L50 35H55V37L58 35H56V34H54L55 32V30L57 29V27H55V25H54V27H55V29H53V27H52V30H54L53 32H52V34H51V30L50 31H48L47 30V28ZM70 26H68V28H69ZM73 27V26H72ZM71 27V28H72ZM85 27V26H84ZM86 27H85V29H86ZM93 27V26H92ZM105 27V25L104 26H102V30H103V28H106ZM114 27V26H113ZM131 27V26H130ZM136 27V26H135ZM134 27V28H135ZM193 27H194V29H193ZM234 27V26H233ZM74 27H73V31L72 32H77V31H79V30H77V31H75L76 29H75ZM88 28V27H87ZM90 28H91V26H90ZM97 28V27H96ZM95 28V29H96ZM101 28V27H100ZM127 28H129V26L127 27ZM132 28V27H131ZM133 28V29H134ZM140 28V29H141ZM183 28V29H182ZM258 28V27H257ZM264 28V27H263ZM39 29V28H38ZM59 29H62V28H60L59 27ZM70 29V28H69ZM89 29V28H88ZM88 29H86V31H87V33H88ZM93 29V28H92ZM109 29V28H108ZM120 29V28H119ZM125 29H126V27H125ZM136 29V28H135ZM139 29V28H138ZM198 29V30H197ZM203 29V30H202ZM241 29V30H240ZM248 29V28H247ZM42 30V29H41ZM40 30V31H41ZM66 30V29H65ZM99 30V29H98ZM102 30H100V33H101V31ZM115 30V29H114ZM127 30V29H126ZM151 30V31H150ZM202 30V31H201ZM44 31V30H43ZM64 31V30H63ZM69 31V30H68ZM80 31H82V28H81V30ZM92 31H94V30H92ZM104 31V30H103ZM106 31V30H105ZM111 31V30H110ZM116 31V30H115ZM129 31V30H128ZM127 31V32H128ZM131 31V30H130ZM134 31V30H133ZM137 31V30H136ZM197 31H200L199 33L200 34H197ZM229 31V32H228ZM234 31V32H235ZM29 32V31H28ZM37 32H38V30H37ZM70 32V31H69ZM71 32V33H72ZM89 32H91V31H89ZM96 32V31H95ZM97 32H99V31H97ZM106 32H108V31H106ZM119 32V31H118ZM123 32V31H122ZM121 32V33H122ZM155 32V33H154ZM202 32V33H201ZM204 32V33H203ZM230 32L231 33H233L232 35L230 34ZM39 33V32H38ZM64 33V32H63ZM63 33H61V34H63ZM66 33V32H65ZM71 33H69V35L71 34ZM81 33H83V32H81ZM85 33V32H84ZM92 33V32H91ZM91 33H89L90 34V36H91ZM99 33V34H100ZM103 33V32H102ZM110 33V32H109ZM120 33V32H119ZM120 33V34H121ZM148 33V34H149ZM41 33H39V35H40ZM42 34V35H43ZM60 34V33H59ZM76 34V33H75ZM79 34H80V32H79ZM98 33H95V35H97ZM125 34V33H124ZM135 34V33H134ZM137 34V33H136ZM135 34V35H136ZM144 34V33H143ZM27 35V34H26ZM32 35V34H31ZM35 35H36V33H35ZM38 35V34H37ZM44 35V36H45ZM82 35V34H81ZM85 35H87L86 33H85ZM93 35V34H92ZM101 35V34H100ZM104 35H106L105 33H104ZM110 35V34H109ZM122 35V37H123V34H121ZM131 35V34H130ZM139 35V34H138ZM147 34H145V35H143V37L144 36H146ZM173 35V36H172ZM68 36V35H67ZM71 36V35H70ZM76 36L77 37H79V35H77L76 34ZM82 36H84V35H82ZM82 36H80V37H82ZM94 36V35H93ZM110 36H112V35H110ZM128 36V35H127ZM150 36H151V34H150ZM150 36H146V38L147 37H149L150 38ZM171 36V37H170ZM175 36V37H174ZM41 37H43V36H41ZM52 36H50V38H51ZM54 37V36H53ZM54 37V38H55ZM58 37V36H57ZM72 37V38H71ZM70 38H68V39H72L71 41H73V40H76V39H73V37L74 36H71ZM85 37V36H84ZM84 37H82V38H84ZM87 37V36H86ZM85 37V38H86ZM97 38H98V36H96ZM107 37V36H106ZM133 37H135V36H133ZM137 37V36H136ZM153 37V38H154ZM34 39H35V37H33ZM37 38H39V36H37ZM61 38V37H60ZM64 38H65V35H64ZM75 38V37H74ZM84 38V39H85ZM90 38H92V37H90ZM94 38V37H93ZM101 38V37H100ZM152 38V37H151ZM156 38V39H155ZM154 39L157 41V37H155ZM171 38V39H170ZM29 39V38H28ZM31 39V38H30ZM29 39V41H30V43H31V41H32V39L30 40ZM40 39V38H39ZM39 39H37V40H39ZM43 39H45L44 37H43ZM43 39H42V41H43ZM65 39H67V37L65 38ZM80 39V41H81V38H79ZM88 39V38H87ZM95 39V38H94ZM133 39V38H132ZM135 39V38H134ZM137 39V38H136ZM139 39H142V37L141 38H139ZM36 40V41H37ZM55 40H56V38H55ZM55 40H53V38H52V41H55ZM118 40H120V39H118ZM144 40H146V41H148L147 39H144ZM150 41H151V39H149ZM155 40H153V41H155ZM164 40H162V41H160L162 44H164L163 42H164ZM24 41H25V38H24ZM27 41V40H26ZM35 41V40H34ZM35 41V42H36ZM51 41V42H52ZM56 41H58V40H56ZM62 41V40H61ZM79 40L77 41H75V42H73V43H75V45H77L76 44V42L78 43H81ZM83 41V40H82ZM87 41V40H86ZM16 42V41H15ZM14 42V43H15ZM22 42V41H21ZM28 42V41H27ZM34 42V43H35ZM38 42V41H37ZM45 41H43V42H41L42 43V45H43V43H44ZM63 42V41H62ZM61 42V43H62ZM64 42H67V41H64ZM70 42V41H69ZM88 42V41H87ZM91 42V41H90ZM93 42V41H92ZM106 42V41H105ZM109 42V41H108ZM143 42V41H142ZM17 43V42H16ZM39 43H40V41H39ZM39 43H37L36 45H38V46H41ZM49 43V41L48 42H46V43H44L45 45L46 44H48ZM60 43V45L62 46V44ZM73 43H72V46H74L73 45ZM84 44H85V42H83ZM107 43V42H106ZM137 43V42H136ZM144 43H145V41H144ZM147 43H150L149 41L147 42ZM26 44V43H25ZM55 43L54 42H52V44H51V46L52 45H54ZM56 44H58V43H56ZM64 44V43H63ZM84 44H83V46H84ZM96 44V43H95ZM123 44V43H122ZM134 44H135V42H134ZM142 44V43H141ZM162 44H160V45H162ZM34 45V44H33ZM48 45H50V43L48 44ZM65 45H66V43H65ZM82 45V44H81ZM86 45V44H85ZM104 45V44H103ZM165 45V46H166ZM21 46V45H20ZM19 46V47H20ZM47 46V45H46ZM56 45H54V47H55ZM95 46V45H94ZM93 46V47H94ZM97 46V45H96ZM95 46V47H96ZM134 46V45H133ZM153 46V45H152ZM163 46V45H162ZM29 48L28 46H25V48ZM36 47L37 46H34V48L36 49ZM44 46H42V47H37V49H39V50H41V48L43 49V52H44V50H46L47 49V47L45 48H43ZM53 46L51 47V48H54ZM57 47V46H56ZM71 47V46H70ZM76 47V46H75ZM91 47H92V45H91ZM94 47V48H95ZM132 47V46H131ZM154 47V46H153ZM167 47V46H166ZM165 47V48H166ZM18 48V47H17ZM33 48V47H32ZM33 48V49H34ZM49 48H50V46H49ZM77 48V47H76ZM80 48V47H79ZM84 48V47H83ZM85 48H86V46H85ZM88 48V47H87ZM86 48V49H87ZM99 48V47H98ZM119 48V47H118ZM155 48V47H154ZM156 48H159V46L158 47H156ZM162 48H164V47H162ZM163 49V50H165V51H167L166 49ZM168 48V47H167ZM19 49V51H20V48H18ZM34 49V50H35ZM56 49V48H55ZM55 49L54 50H52L51 49V51H55ZM78 49V48H77ZM76 49V50H77ZM90 49L91 48H89V50L88 51H90ZM112 49H113V47H112ZM128 49V48H127ZM129 49H130V47H129ZM144 49V48H143ZM171 49H173L172 51H171ZM22 50H23V48H22ZM38 50V51H39ZM57 50V49H56ZM59 50V49H58ZM74 51H75V49H73ZM106 50V49H105ZM111 50V49H110ZM122 50V49H121ZM136 51H137V49H135ZM142 50V49H141ZM154 50V49H153ZM163 50H161V51H163ZM170 50V51H169ZM11 51V50H10ZM27 51H30V50H28L27 49ZM33 51V50H32ZM37 51V50H36ZM35 51V52H36ZM46 51H48V53H49V50L47 49ZM70 51V50H69ZM82 51H84V53H85V49L83 50L82 49ZM87 51V50H86ZM135 51V52H136ZM164 51V52H165ZM16 52H18V50L16 51ZM22 51H20V53H21ZM24 52V51H23ZM26 52V51H25ZM25 52H24V54H25ZM34 52V53H35ZM42 52V51H41ZM41 52H39V54H41V55H43ZM65 52H66V50H65ZM81 52V51H80ZM103 52V51H102ZM101 52V53H102ZM118 52V51H117ZM146 52V51H145ZM148 52V51H147ZM164 52H162L163 54H164ZM19 53V52H18ZM30 53V52H29ZM28 53V54H29ZM36 53H38V52H36ZM46 53V52H45ZM55 53V52H54ZM53 53V54H54ZM57 53V52H56ZM64 53V52H63ZM75 53V52H74ZM77 53V52H76ZM87 53V52H86ZM85 53V54H86ZM152 53V52H151ZM15 54H17V53H15ZM23 54V53H22ZM30 54H32V52L30 53ZM51 54V53H50ZM62 54V53H61ZM115 54V53H114ZM113 54V55H114ZM118 54V53H117ZM19 56L21 55V54H18ZM40 55V56H41ZM65 55V54H64ZM67 55V54H66ZM77 55V54H76ZM102 55H103V53H102ZM105 55H106V53H105ZM131 55H132V53H131ZM140 55V54H139ZM161 55V54H160ZM168 55V56H169ZM188 55L189 56H191V57H188ZM11 56H12V54H11ZM27 56H29V55H27ZM32 56V55H31ZM39 56V55H38ZM84 56V55H83ZM133 56V55H132ZM134 56H136V55H134ZM148 56H149V54H148ZM155 56V55H154ZM157 56V55H156ZM165 56H167V55H165ZM10 57V56H9ZM13 57V56H12ZM11 57V58H12ZM17 56H15V58H16ZM26 56H24V58H25ZM30 57V56H29ZM44 57V56H43ZM51 57V56H50ZM60 57H61V55H60ZM116 57V56H115ZM137 57V56H136ZM206 59H208V60H206ZM18 58V57H17ZM39 58V57H38ZM45 58V57H44ZM59 58V57H58ZM106 58V57H105ZM112 58V57H111ZM114 58V57H113ZM143 58H144V56H143ZM189 58H191V59H189ZM195 58H198V62H199V59L200 58H204V60H202V61H200V63L201 62H203V61H205L206 60V62L207 63H205V65L208 67H212V68H210L209 70H207L208 68L205 66V67H203L202 65L200 66L201 67V69L202 68H204V69H202L203 71H204V74H200V73H203V71L202 72H199L198 73V69L197 68H199V70H200V67H198L199 65H198V63H197V61H195L197 64H195V63H193L194 62V60H196ZM13 59V58H12ZM20 59V58H19ZM42 59V58H41ZM79 59V58H78ZM83 59V58H82ZM87 59V58H86ZM96 59V58H95ZM140 59V58H139ZM138 59V60H139ZM193 59V60H192ZM210 59V60H209ZM9 60V59H8ZM15 60V59H14ZM23 60V59H22ZM25 60V59H24ZM74 60V59H73ZM125 60H126V58H125ZM133 60V59H132ZM149 60V59H148ZM173 60H171V62L173 61ZM233 60V62H231V61ZM2 61V60H1ZM26 61V60H25ZM31 61V60H30ZM42 61V60H41ZM48 61V60H47ZM106 61V60H105ZM110 61V60H109ZM122 61V60H121ZM231 63H230V62ZM7 62V61H6ZM18 62V61H17ZM19 62H21V61H19ZM96 61H94V63H95ZM99 62V61H98ZM131 62V61H130ZM159 62V61H158ZM193 63V64H190V63ZM216 62H214L215 64H213V65H215L214 67H217V63ZM221 62H223V63H221ZM235 62H237V61H235ZM25 63V62H24ZM23 63V64H24ZM26 63H27V61H26ZM31 63V62H30ZM33 63V62H32ZM45 63V62H44ZM119 63V62H118ZM121 63V62H120ZM125 63H126V61H125ZM133 63V62H132ZM145 63V62H144ZM161 63V62H160ZM170 63V62H169ZM169 63H167V64H169ZM208 63H211V66H210V64L208 65ZM237 63H239V62H237ZM8 64H10V62H8ZM7 64V65H8ZM102 64V63H101ZM109 64V63H108ZM124 64V63H123ZM157 64V63H156ZM219 64H218V66H219ZM45 65V64H44ZM43 65V66H44ZM55 65V64H54ZM78 65V64H77ZM80 65V64H79ZM119 65V64H118ZM126 65V64H125ZM193 65H194V67H193ZM195 65H198V66H195ZM4 66V65H3ZM29 66V65H28ZM42 66V65H41ZM57 66V65H56ZM89 66V65H88ZM132 66V65H131ZM160 66V65H159ZM179 66V65H178ZM234 66V65H233ZM37 67V66H36ZM62 67V66H61ZM102 67V66H101ZM122 67V66H121ZM140 67H143V66H140ZM168 67H169V65H168ZM182 67V66H181ZM180 67V68H181ZM184 67V66H183ZM182 67V68H183ZM186 67H187V65H186ZM197 67V68H196ZM7 68V67H6ZM55 68V67H54ZM176 68V67H175ZM178 68V67H177ZM218 68V67H217ZM234 68V67H233ZM233 68H231L230 67V69H233ZM47 69V68H46ZM60 69V68H59ZM78 69V68H77ZM84 69H85V67H84ZM100 69V68H99ZM131 69V68H130ZM133 69V68H132ZM143 69V68H142ZM159 69V68H158ZM169 69V68H168ZM190 69V70H191ZM197 69V70H196ZM224 69V70H225ZM23 70V69H22ZM67 70V69H66ZM108 70V69H107ZM140 70V69H139ZM154 70V69H153ZM162 70H164V69H162ZM171 70H172V68H171ZM171 70H170V72H171ZM174 70V69H173ZM176 70V69H175ZM184 70V69H183ZM187 71V73H189V75H190V72H188V70H189V66L187 67V69H186ZM205 70H207V71H209V72H207V71H205ZM60 71V70H59ZM96 71V70H95ZM115 71H116V69H115ZM156 71V70H155ZM168 71V70H167ZM185 71V70H184ZM227 71H229V69H227ZM0 72H1V70H0ZM37 72H39V71H37ZM124 72V71H123ZM131 72V71H130ZM151 72V71H150ZM181 72V71H180ZM216 72V73H215ZM220 72H222V71H220ZM235 72V71H234ZM233 72V73H234ZM2 73V72H1ZM6 73V72H5ZM4 73V74H5ZM8 73H9V71H8ZM58 73V72H57ZM106 73V72H105ZM148 73V72H147ZM155 73V72H154ZM160 70H159V75H160ZM177 73V72H176ZM186 73V74H187ZM210 73L212 74V75H210ZM218 73H219V71H218ZM225 73H227V72H225ZM241 73V74H240ZM63 74V73H62ZM68 74V73H67ZM76 74V73H75ZM100 74V73H99ZM104 74V73H103ZM127 74V73H126ZM152 74V73H151ZM158 74V73H157ZM173 74V73H172ZM186 74H184V75H186ZM196 74V73H195ZM209 74V75H208ZM7 75H9V74H7ZM15 75V74H14ZM41 75V74H40ZM47 75V74H46ZM54 75V74H53ZM66 75V74H65ZM79 75H80V73H79ZM166 75V74H165ZM170 75V74H169ZM179 75H181V74H179ZM188 75V76H189ZM190 75L191 77V79L192 80H194L195 78H197V77H194V76H196V75ZM213 75V76H214ZM219 75V74H218ZM218 75H216V76H218ZM221 75V74H220ZM227 75V74H226ZM228 75H230V73L228 74ZM241 77H240V76ZM44 76V75H43ZM71 76V75H70ZM110 76V75H109ZM114 76V75H113ZM167 76V75H166ZM173 76H174V74H173ZM172 76V77H173ZM176 76V75H175ZM183 76V75H182ZM193 76V77H192ZM207 76V77H206ZM216 76H214L215 77V79H216ZM222 76L224 77V75L222 74ZM234 76V77H233ZM239 78H238V77ZM247 76L249 77L250 76V78H248L247 79ZM1 77V76H0ZM5 77H7L6 76V74H5ZM49 77V76H48ZM61 77V76H60ZM105 77V76H104ZM103 77V78H104ZM119 77V76H118ZM125 77V76H124ZM129 77V76H128ZM185 77V76H184ZM213 77V78H214ZM11 78V77H10ZM36 78V77H35ZM71 78V77H70ZM99 78V77H98ZM108 78V77H107ZM120 78V77H119ZM153 78V77H152ZM156 78V77H155ZM167 78V77H166ZM175 78H177V80H178V78H180L179 76H176ZM174 78V79H175ZM183 78V77H182ZM188 78V77H187ZM2 79V78H1ZM14 79V78H13ZM73 79V78H72ZM76 79V78H75ZM130 79V78H129ZM162 79V78H161ZM186 79V78H185ZM198 79V78H197ZM206 79H205V81H206ZM220 78H219V76H218V80H219ZM248 81H247V80ZM4 80H6V79H4ZM10 80V79H9ZM29 80V79H28ZM37 80V79H36ZM55 80V79H54ZM113 80V79H112ZM159 80V79H158ZM169 80V79H168ZM183 80V79H182ZM188 80H189V78H188ZM200 80V79H199ZM201 80H204L203 78L201 79ZM201 80L199 81V83L201 82ZM217 80V79H216ZM222 80V79H221ZM57 81V80H56ZM132 81V80H131ZM160 81V80H159ZM163 81V80H162ZM172 81V80H171ZM176 81V80H175ZM180 81V80H179ZM179 81H178V83H179ZM195 81V80H194ZM198 81V80H197ZM196 81V82H197ZM204 81V83L203 84H205V83H207V82H205ZM214 81V83H215V80H213ZM213 81L211 82L210 81V83H213ZM226 81V80H225ZM1 82V81H0ZM11 82V81H10ZM54 82V81H53ZM111 82V81H110ZM134 82V81H133ZM166 82V81H165ZM184 84H185V82H187V81H182ZM217 82V81H216ZM220 82V81H219ZM7 83V82H6ZM25 83V82H24ZM39 83V82H38ZM45 83V82H44ZM50 83V82H49ZM59 83V82H58ZM73 83V82H72ZM75 83V82H74ZM130 83V82H129ZM148 83V82H147ZM152 83V82H151ZM161 83V82H160ZM167 83V82H166ZM169 83H171V82H169ZM177 83V82H176ZM177 83V84H178ZM188 83H190V81L188 82ZM209 82L207 83V85H208V88H209V84H210ZM1 84V83H0ZM14 84V83H13ZM29 84V83H28ZM80 84V83H79ZM106 84V83H105ZM137 84V83H136ZM146 84V83H145ZM162 84V83H161ZM183 84V85H184ZM191 84V83H190ZM217 84V83H216ZM26 85V84H25ZM32 85H33V83H32ZM45 85V84H44ZM77 85V84H76ZM104 85V84H103ZM116 85V84H115ZM122 85V84H121ZM164 85V84H163ZM170 85H172V84H170ZM169 85V86H170ZM179 85V84H178ZM186 85V84H185ZM184 85V86H185ZM192 85H194V82H192ZM191 85V86H192ZM206 84L204 85V87L205 86H207ZM11 86V85H10ZM50 86V85H49ZM57 86H58V84H57ZM84 86H86V85H84ZM110 86V85H109ZM120 86V85H119ZM158 86V85H157ZM165 86V85H164ZM181 86H182V84H181ZM183 86V87H184ZM189 86V85H188ZM198 86H200V85H198ZM203 86V85H202ZM220 87V89H222L223 87ZM1 87V86H0ZM13 87V86H12ZM73 87H76V86H73ZM91 87V86H90ZM126 87H128V86H126ZM185 87H187V85L185 86ZM184 87V88H185ZM203 87V88H204ZM81 88V87H80ZM116 88V87H115ZM124 88V87H123ZM145 88V87H144ZM159 88V87H158ZM164 88V87H163ZM162 88V89H163ZM175 88H176V85H175ZM174 88V89H175ZM197 88H199V87H197ZM211 88H213L212 87V85H211ZM210 88V89H211ZM34 89V88H33ZM53 89V88H52ZM92 89V88H91ZM118 89V88H117ZM133 89V88H132ZM147 89V88H146ZM177 89V88H176ZM188 89V88H187ZM190 89H192L191 87H190ZM190 89H188L189 91H190ZM202 89V88H201ZM205 89H206V87H205ZM57 90H59L58 88H57ZM70 90V89H69ZM81 90V89H80ZM86 90V89H85ZM85 90H83V91H85ZM109 90V89H108ZM123 90V89H122ZM173 90V89H172ZM171 90V91H172ZM181 90V89H180ZM193 90H194V88H193ZM196 90V89H195ZM209 90V89H208ZM11 91V90H10ZM139 91V90H138ZM156 91V90H155ZM165 91V90H164ZM167 91V90H166ZM170 91V90H169ZM197 91V92H196ZM195 92V94H200L201 93V91L200 92H198L199 90H196ZM202 91H205V90H202ZM3 92V91H2ZM8 92V91H7ZM23 92V91H22ZM35 92V91H34ZM100 92V91H99ZM98 92V93H99ZM105 92H106V90H105ZM126 92V91H125ZM132 92V91H131ZM144 92V91H143ZM174 92V91H173ZM178 92H179V90H178ZM178 92H176V93H178ZM185 92V91H184ZM187 92V94H186V96L188 95V91H186ZM191 92V91H190ZM19 93V92H18ZM32 93V92H31ZM96 93V92H95ZM160 93V92H159ZM164 93H166V92H164ZM168 93V92H167ZM183 93V92H182ZM181 93V94H182ZM193 93V92H192ZM191 93V94H192ZM209 93H208V95H209ZM214 93V94H213ZM2 94V93H1ZM4 94V93H3ZM2 94V95H3ZM80 94H83V93H80ZM94 94V93H93ZM100 94V93H99ZM123 94V93H122ZM150 94V93H149ZM162 94V93H161ZM171 95H172V93H170ZM179 94V93H178ZM177 94V95H178ZM48 95V94H47ZM78 95V94H77ZM168 96V94H165L164 96ZM170 95V96H171ZM194 95V94H193ZM208 95H206L205 94V96H208ZM216 97H215V96ZM51 96V95H50ZM142 96V95H141ZM161 96V95H160ZM176 96V95H175ZM192 95H190L189 96V98L191 97ZM11 97V96H10ZM15 97V96H14ZM29 97V96H28ZM46 97V96H45ZM133 97V96H132ZM140 97V96H139ZM150 97V96H149ZM176 97H178L179 98V96H176ZM194 97H197L196 95L194 96ZM1 98V97H0ZM44 98V97H43ZM52 98V97H51ZM70 98V97H69ZM121 98V97H120ZM119 98V99H120ZM136 98H137V96H136ZM2 99V98H1ZM54 99V98H53ZM68 99V98H67ZM78 99V98H77ZM76 99V100H77ZM93 99V98H92ZM99 99V98H98ZM105 99V98H104ZM166 99V98H165ZM168 99V98H167ZM171 99V98H170ZM169 99V100H170ZM173 99V98H172ZM171 99V100H172ZM187 100H189L188 98H186ZM192 99V101L194 102V100H193V98H191ZM198 99H199V97H198ZM197 99V100H198ZM12 100H13V98H12ZM112 100H114V99H112ZM131 100H133L132 98H131ZM151 100V99H150ZM161 100H162V98H161ZM161 100H160V102H161ZM178 100V99H177ZM8 101V100H7ZM35 101H36V99H35ZM45 101V100H44ZM68 101V100H67ZM85 101V100H84ZM91 101V100H90ZM97 101V100H96ZM95 101V102H96ZM124 101V100H123ZM140 101V100H139ZM173 101V100H172ZM171 101V102H172ZM195 101H196V98H195ZM199 101V100H198ZM200 101H202V99L200 100ZM33 102V101H32ZM77 102V101H76ZM105 102V101H104ZM113 102V101H112ZM163 102V101H162ZM165 103L167 102V104H168V101H164ZM177 102V101H176ZM180 102H181V100H180ZM204 101H202V103H203ZM207 101H205L204 103H206ZM209 102V101H208ZM231 102V101H230ZM68 103V102H67ZM82 103V102H81ZM130 103H132V102H130ZM135 103V102H134ZM175 103V102H174ZM185 103H186V100H185ZM190 103H191V101H190ZM198 103V102H197ZM201 103V102H200ZM201 103V104H202ZM0 104H1V102H0ZM60 104H62V103H60ZM123 104V103H122ZM162 104L163 103H161V106H162ZM175 104H177V103H175ZM194 104V103H193ZM3 105V104H2ZM2 105H1V107H2ZM5 105V104H4ZM10 105V104H9ZM45 105V104H44ZM84 105H85V103H84ZM95 105V104H94ZM102 105V104H101ZM128 105V104H127ZM126 105V106H127ZM139 105V104H138ZM137 105V106H138ZM165 105V104H164ZM169 105V104H168ZM171 105H173L172 103H171ZM178 105V104H177ZM186 105H188V103H186ZM196 105H198V104H196ZM195 105V106H196ZM204 106H205V104H203ZM207 105H206V107H207ZM6 106V105H5ZM11 106H13V105H11ZM56 106V105H55ZM98 106H99V103H98ZM131 106H133V105H131ZM175 106V105H174ZM180 106V105H179ZM183 107H184V105H182ZM194 105H193V107H195ZM202 106V105H201ZM200 106V107H201ZM15 107V106H14ZM27 106L25 105V108H26ZM33 107V106H32ZM67 107V106H66ZM141 107V106H140ZM154 107V106H153ZM163 107V106H162ZM162 107H161V109H162ZM165 107H168L167 105H165ZM164 107V108H165ZM169 107H171L170 105H169ZM168 107V108H169ZM177 107V106H176ZM181 107V106H180ZM190 106L188 105V108H189ZM193 107H190L189 109L191 110V108H193ZM197 107V106H196ZM200 107H198V109L200 108ZM212 107V108H211ZM57 108V107H56ZM63 108H64V106H63ZM78 108V107H77ZM84 108H85V106H84ZM90 108V107H89ZM130 107H128V109H129ZM167 108V109H168ZM187 108V109H188ZM2 109V108H1ZM4 109V108H3ZM13 109V108H12ZM15 109V108H14ZM24 109V108H23ZM107 109V108H106ZM117 109V108H116ZM115 109V110H116ZM121 109V108H120ZM136 109V108H135ZM134 109V110H135ZM140 109V108H139ZM143 109V108H142ZM154 109V108H153ZM174 109H176V108H174ZM182 109H186V106L184 107V108H182ZM186 109V110H187ZM206 109L207 108H205L204 110L206 111ZM214 111H213V110ZM55 110V109H54ZM68 110V109H67ZM97 110V109H96ZM123 110V109H122ZM160 110V109H159ZM189 110V111H190ZM195 110V109H194ZM200 110H201V108H200ZM11 111V110H10ZM13 111V110H12ZM20 111V110H19ZM39 111H40V109H39ZM61 111V110H60ZM70 111V110H69ZM95 111V110H94ZM97 111H99V110H97ZM96 111V112H97ZM109 111V110H108ZM131 111H133V110H131ZM130 111V113H132ZM146 111V110H145ZM161 111V110H160ZM159 111V112H160ZM171 111H173V110H171ZM183 111V110H182ZM189 111H188V113H189ZM199 111V110H198ZM202 111V110H201ZM221 111V110H220ZM223 111V110H222ZM55 112V111H54ZM64 112V111H63ZM70 112H73V111H70ZM113 112V111H112ZM127 112V111H126ZM174 112H176V111H174ZM180 112V111H179ZM193 112V111H192ZM195 112V111H194ZM15 112L13 111V114H14ZM47 113V112H46ZM76 113V112H75ZM79 113H80V111H79ZM89 113V112H88ZM98 113V112H97ZM149 113V112H148ZM177 113V112H176ZM183 113H185V112H183ZM202 114L204 113V111H202L201 112ZM217 113H221V112H218L217 111ZM25 114V113H24ZM67 114V113H66ZM86 114V113H85ZM111 114V113H110ZM116 114V113H115ZM135 114V113H134ZM166 114H168V113H166ZM201 114V115H202ZM214 114H216V111L214 112ZM214 114H212V115H214ZM9 115V114H8ZM109 115V114H108ZM162 115V114H161ZM171 115V114H170ZM173 115H174V113H173ZM181 115V114H180ZM200 115V114H199ZM212 115L210 116L211 118H212ZM217 115H219V114H217ZM247 115V116H246ZM45 116V115H44ZM51 116H52V114H51ZM89 116V115H88ZM95 116H97V115H95ZM136 116H137V113H136ZM138 116H139V114H138ZM148 116V115H147ZM159 116H160V114H159ZM175 116H178V115H175ZM182 116V115H181ZM185 116V115H184ZM203 116V115H202ZM205 116V115H204ZM207 116V115H206ZM1 117H2V115H1ZM5 117V116H4ZM9 117V116H8ZM65 117V116H64ZM116 117V116H115ZM141 117V116H140ZM154 117V116H153ZM183 117V116H182ZM214 117H215V115H214ZM229 117V116H228ZM58 118V117H57ZM78 118V117H77ZM77 118H75V119H77ZM126 118V117H125ZM144 118V117H143ZM172 118V117H171ZM177 118V117H176ZM186 118V117H185ZM208 118V117H207ZM43 119V118H42ZM56 119V118H55ZM101 119V118H100ZM116 119V118H115ZM130 119V118H129ZM219 119H220V117H219ZM244 119V120H243ZM13 120H15L14 118H13ZM18 120V119H17ZM59 120V119H58ZM99 120V119H98ZM117 120V119H116ZM127 120V119H126ZM139 120V119H138ZM150 120V119H149ZM154 120V119H153ZM176 120V119H175ZM201 120V119H200ZM208 120V119H207ZM243 120V121H242ZM5 121V120H4ZM16 121V120H15ZM20 121H22V120H20ZM80 121V120H79ZM91 121V120H90ZM120 121V120H119ZM215 121V120H214ZM218 121V120H217ZM3 122V121H2ZM14 122V121H13ZM17 122V121H16ZM25 122V121H24ZM32 122V121H31ZM49 122V121H48ZM71 122V121H70ZM192 122V121H191ZM190 122V123H191ZM197 122V121H196ZM203 122H204V120H203ZM207 122V121H206ZM15 123V122H14ZM29 123V122H28ZM35 123V122H34ZM56 123V122H55ZM140 123V122H139ZM156 123V122H155ZM160 123V122H159ZM170 123V122H169ZM186 123V122H185ZM195 123V122H194ZM208 123V122H207ZM210 123V122H209ZM212 123V122H211ZM238 123V122H237ZM16 124V123H15ZM129 124V123H128ZM127 124V125H128ZM157 124V123H156ZM167 124V123H166ZM196 124V123H195ZM251 124V125H250ZM18 125V124H17ZM29 125V124H28ZM30 125H31V123H30ZM72 125V124H71ZM73 125H74V123H73ZM130 125V124H129ZM144 125V124H143ZM177 125V124H176ZM184 125V124H183ZM190 125H192V124H190ZM189 125V126H190ZM197 125V124H196ZM203 125V124H202ZM201 125V126H202ZM211 125V124H210ZM248 125H250V128H248ZM23 126V125H22ZM26 126V125H25ZM92 126V125H91ZM104 126V125H103ZM118 126V125H117ZM122 126V125H121ZM124 126V125H123ZM138 126V125H137ZM151 126V125H150ZM181 126V125H180ZM186 126H188V125H186ZM208 126V125H207ZM213 126V125H212ZM215 126V125H214ZM3 127V126H2ZM17 127V126H16ZM32 127V126H31ZM42 127V126H41ZM95 127V126H94ZM141 127V126H140ZM161 127V126H160ZM193 127V126H192ZM205 127H206V124H205ZM211 127V126H210ZM62 128V127H61ZM73 128V127H72ZM92 128H93V126H92ZM106 128V127H105ZM143 128V127H142ZM165 128V127H164ZM172 128H173V126H172ZM190 128H191V126H190ZM195 128V127H194ZM200 128H202V129H204L203 127H200ZM216 128V127H215ZM15 129V128H14ZM32 129V128H31ZM36 129V128H35ZM124 129V128H123ZM168 129H170V127H168ZM176 129V128H175ZM193 129V128H192ZM3 130V129H2ZM53 130V129H52ZM67 130V129H66ZM80 130V129H79ZM103 130V129H102ZM114 130V129H113ZM132 130V129H131ZM185 130V129H184ZM200 130V129H199ZM205 131H206V129H204ZM207 130H209V129H207ZM212 130V129H211ZM214 130V129H213ZM35 131V130H34ZM75 131V130H74ZM99 131V130H98ZM109 131H111V130H109ZM128 131V130H127ZM140 131V130H139ZM143 131V130H142ZM148 131V130H147ZM191 131V129L189 130V132ZM14 132V131H13ZM12 132V133H13ZM23 132V131H22ZM73 132V131H72ZM123 132V131H122ZM157 132V131H156ZM166 132V131H165ZM173 132H175V131H173ZM180 132H181V130H180ZM204 132V131H203ZM11 133V132H10ZM24 133V132H23ZM102 133H103V131H102ZM110 133V132H109ZM113 133V132H112ZM153 133V132H152ZM170 133V132H169ZM186 133V132H185ZM206 133V132H205ZM6 134V133H5ZM25 134V133H24ZM39 134V133H38ZM37 134V135H38ZM75 134V133H74ZM145 134V133H144ZM195 134V133H194ZM201 134V133H200ZM35 135V134H34ZM42 135V134H41ZM61 135H62V133H61ZM140 135V134H139ZM142 135V134H141ZM158 135V134H157ZM172 135V134H171ZM175 135V134H174ZM193 135V134H192ZM236 135H237V137H236ZM75 136V135H74ZM91 136V135H90ZM102 136V135H101ZM121 136V135H120ZM148 136V135H147ZM176 136V135H175ZM184 136V135H183ZM187 136H190V135H187ZM186 136V137H187ZM38 137V136H37ZM73 137V136H72ZM88 137V136H87ZM103 137V136H102ZM163 137V136H162ZM169 137V136H168ZM172 137V136H171ZM191 137V136H190ZM200 137V136H199ZM198 137V138H199ZM203 137V136H202ZM205 137V136H204ZM13 138V137H12ZM42 138V137H41ZM104 138V137H103ZM118 138H119V136H118ZM136 138V137H135ZM152 138V137H151ZM197 138V137H196ZM231 138V137H230ZM25 139V138H24ZM58 139V138H57ZM70 139V138H69ZM133 139V138H132ZM143 139V138H142ZM200 139V138H199ZM203 139V138H202ZM10 140H12V139H10ZM45 140V139H44ZM108 140V139H107ZM120 140V139H119ZM1 141V140H0ZM5 141V140H4ZM7 141V140H6ZM32 141V140H31ZM41 141H42V139H41ZM47 141V140H46ZM168 141V140H167ZM174 141V140H173ZM16 142V141H15ZM34 142V141H33ZM96 142V141H95ZM149 142V141H148ZM188 142V141H187ZM230 142V141H229ZM10 143V142H9ZM17 143V142H16ZM29 143V142H28ZM38 143V142H37ZM66 143H68V142H66ZM138 143H140V142H138ZM172 143V142H171ZM260 143H262L263 145L261 146L260 145ZM30 144H32L31 142H30ZM30 144H28V145H30ZM35 144V143H34ZM71 144V143H70ZM169 144V143H168ZM184 144H186V143H184ZM199 144V143H198ZM210 144V143H209ZM233 144V145H234ZM259 144V145H258ZM6 145V144H5ZM27 145V146H28ZM55 145V144H54ZM98 145V144H97ZM140 145V144H139ZM197 145V144H196ZM238 145V146H239ZM16 146V145H15ZM48 146V145H47ZM100 146V145H99ZM119 146V145H118ZM237 146V145H236ZM235 146V147H236ZM2 147V146H1ZM5 147V146H4ZM30 147V146H29ZM44 147V146H43ZM70 147V146H69ZM143 147V146H142ZM160 147V146H159ZM179 147H180V144H179ZM183 147V146H182ZM228 147V148H229ZM26 148V147H25ZM24 148V149H25ZM67 148V147H66ZM65 148V149H66ZM81 148V147H80ZM79 148V149H80ZM85 148V147H84ZM129 148V147H128ZM168 148V147H167ZM186 148V147H185ZM237 148V147H236ZM35 149V148H34ZM41 149V148H40ZM44 149H45V147H44ZM57 149V148H56ZM107 149V148H106ZM231 149V148H230ZM46 150V149H45ZM242 150V149H241ZM31 151V150H30ZM55 151V150H54ZM167 151V150H166ZM180 151V150H179ZM189 151V150H188ZM221 151V150H220ZM245 151V150H244ZM247 151V150H246ZM252 151V150H251ZM2 152V151H1ZM6 152V151H5ZM21 152V151H20ZM34 152H36L35 150H34ZM133 152V151H132ZM160 152V151H159ZM230 152V151H229ZM250 152V151H249ZM254 152H253V154H254ZM188 153V152H187ZM227 153V152H226ZM17 154V153H16ZM24 154V153H23ZM48 154V153H47ZM89 154V153H88ZM129 154V153H128ZM140 154V153H139ZM162 154V153H161ZM248 154V153H247ZM249 154H251L250 156H253L252 155V153H249ZM44 155V154H43ZM188 155V154H187ZM244 155V154H243ZM17 156V155H16ZM48 156V155H47ZM91 156V155H90ZM180 156V155H179ZM229 156V155H228ZM18 157V156H17ZM53 157V156H52ZM182 157V156H181ZM193 157V156H192ZM34 158H35V156H34ZM123 158V157H122ZM155 158H157V156L155 157ZM173 158V157H172ZM254 158V157H253ZM125 159V158H124ZM181 159V158H180ZM190 159V158H189ZM197 159V158H196ZM260 159H259V161H260ZM27 160V159H26ZM34 160V159H33ZM74 160V159H73ZM89 160V159H88ZM138 160V159H137ZM248 160V159H247ZM252 160V159H251ZM255 160H257V159H255ZM20 161V160H19ZM121 161V160H120ZM166 161V160H165ZM245 161H246V159H245ZM244 161V162H245ZM250 161V160H249ZM258 161V162H259ZM28 162V161H27ZM172 162V161H171ZM180 162V161H179ZM252 162H255V161H253L252 160ZM139 163H140V161H139ZM142 163V162H141ZM185 163V162H184ZM246 163V162H245ZM23 164V163H22ZM27 164H29V162L27 163ZM35 164V163H34ZM180 164V163H179ZM227 164V163H226ZM248 164V163H247ZM255 164V163H254ZM82 165V164H81ZM107 165V164H106ZM126 165V164H125ZM174 165V164H173ZM158 166V165H157ZM167 166V165H166ZM172 166V165H171ZM182 166V165H181ZM246 166H248V165H246ZM41 167V166H40ZM47 167V166H46ZM130 167V166H129ZM153 167V166H152ZM263 167V166H262ZM44 168V167H43ZM237 168V167H236ZM251 168H255L254 166L253 167H251ZM7 169V168H6ZM125 169V168H124ZM169 169V168H168ZM184 169V168H183ZM248 169V168H247ZM256 169V168H255ZM44 170V169H43ZM42 170V171H43ZM126 170V169H125ZM171 170V169H170ZM190 170V169H189ZM252 170V169H251ZM250 170V172H252ZM27 171V170H26ZM52 171V170H51ZM102 171H103V169H102ZM116 171V170H115ZM173 171V170H172ZM231 171V170H230ZM236 171V170H235ZM239 171V170H238ZM243 171H245L244 169H243ZM262 171H263V168H262ZM45 172V171H44ZM90 172V171H89ZM167 172V171H166ZM240 172V171H239ZM253 172H255V171H253ZM259 172V171H258ZM11 173V172H10ZM21 173V172H20ZM32 173V172H31ZM85 173V172H84ZM88 173V172H87ZM111 173V172H110ZM123 173V172H122ZM126 173V172H125ZM172 173V172H171ZM223 173V172H222ZM228 173H230V172H228ZM227 173V174H228ZM234 173V172H233ZM236 173V172H235ZM233 174V175H236V174ZM243 173V172H242ZM241 173V174H242ZM245 173V172H244ZM261 173V172H260ZM6 174V173H5ZM143 174H145V173H143ZM232 174V173H231ZM231 174H229V175H231ZM241 174H239L238 173V175L236 176V186H239V184L241 185V183H239L240 181H239V179L242 177V176H244V175H242L241 176ZM248 174V173H247ZM251 174V173H250ZM27 175V174H26ZM127 175V174H126ZM151 175V174H150ZM161 175V174H160ZM228 175V176H229ZM256 175H257V172H256ZM31 176V175H30ZM70 176V175H69ZM112 176H114V175H112ZM115 176H116V174H115ZM165 176V175H164ZM168 176V175H167ZM170 176V175H169ZM232 176V175H231ZM246 176V175H245ZM253 176H254V173H253ZM258 176V175H257ZM256 176V177H257ZM44 177H46V176H44ZM57 177V176H56ZM43 178V177H42ZM134 178V177H133ZM148 178V177H147ZM165 178V177H164ZM231 178V177H230ZM239 178V179H238ZM243 178V177H242ZM259 178V179H258ZM258 180L260 181V179L261 178H263V179H261V181H260V185H261V182H263V180H264V175L263 174H261V177H259L258 176ZM91 179V178H90ZM151 179V178H150ZM163 179V178H162ZM171 179V178H170ZM198 179V178H197ZM206 179V178H205ZM33 180V179H32ZM79 180V179H78ZM145 180V179H144ZM224 180V179H223ZM257 180V181H258ZM114 181V180H113ZM124 181V180H123ZM156 181V180H155ZM160 181H161V178H160ZM169 181V180H168ZM219 181V180H218ZM42 182V181H41ZM130 182V181H129ZM142 182V181H141ZM164 182V181H163ZM243 182V181H242ZM252 182V181H251ZM54 183V182H53ZM158 183H160V182H158ZM157 183V184H158ZM37 184V183H36ZM41 184H43V183H41ZM106 184H107V182H106ZM222 184V183H221ZM233 184H235V183H233ZM243 184H245V183H243ZM257 184V183H256ZM93 185V184H92ZM129 185V184H128ZM131 185H132V183H131ZM141 185H143V183L141 184ZM218 185V184H217ZM106 186V185H105ZM104 186V187H105ZM245 186V185H244ZM263 186H264V182H263ZM42 187V186H41ZM136 187V186H135ZM140 187V186H139ZM143 187V186H142ZM159 187V188H158ZM157 187V189H155V190H157V191H159V192H161V190H158V189H164L163 188V186L160 184V186H158ZM161 187V188H160ZM225 187V186H224ZM246 187V186H245ZM34 188V187H33ZM107 188V187H106ZM112 188V187H111ZM130 188V187H129ZM152 188V187H151ZM156 188V187H155ZM237 188V187H236ZM239 188H241V186H239ZM260 188H262V187H260ZM40 189V188H39ZM207 189V188H206ZM217 189V188H216ZM245 189H247V188H245ZM33 190V189H32ZM42 190V189H41ZM146 190V189H145ZM152 190V189H151ZM154 190V191H155ZM237 190V189H236ZM240 190H243V188L242 189H240ZM249 190V189H248ZM261 190V189H260ZM39 191V190H38ZM56 191V190H55ZM142 191V190H141ZM194 191V190H193ZM212 191V190H211ZM251 191V190H250ZM254 191V190H253ZM32 192V191H31ZM36 192V191H35ZM44 192V191H43ZM112 192V191H111ZM130 192V191H129ZM158 192V194H160ZM240 192H242V191H240ZM244 192V191H243ZM255 192H256V190H255ZM22 193V192H21ZM54 193V192H53ZM86 193V192H85ZM135 193V192H134ZM155 193H156V191H155ZM244 193H246V192H244ZM263 192H261L260 191V194H262ZM29 194V193H28ZM38 194V193H37ZM97 194H98V192H97ZM157 194V195H158ZM251 194V193H250ZM255 194V193H254ZM257 194L259 195V191H257ZM25 195V194H24ZM87 195V194H86ZM95 195V194H94ZM149 195V194H148ZM150 195H152V194H150ZM156 195V194H155ZM184 195V194H183ZM238 195V194H237ZM242 195V194H241ZM247 195H248V192H247ZM246 195V196H247ZM19 196V195H18ZM31 196V195H30ZM53 196V195H52ZM113 196V195H112ZM130 196V195H129ZM164 196V195H163ZM182 196V195H181ZM240 196V195H239ZM245 196V195H244ZM254 196V195H253ZM256 197L255 198H257V195H255ZM259 196H262V195H259ZM259 196H258V199H259ZM17 197V196H16ZM34 197V196H33ZM115 197V196H114ZM153 197V196H152ZM185 197V196H184ZM192 197V196H191ZM243 197V196H242ZM248 197H251L250 195H248ZM247 197V198H248ZM40 198V197H39ZM48 198V197H47ZM56 198V197H55ZM64 198V197H63ZM72 198V197H71ZM97 198H99V197H97ZM97 198H96V201H97ZM111 198H113V197H111ZM150 198H151V196H150ZM157 198V197H156ZM183 198V197H182ZM204 198V197H203ZM236 198V197H235ZM239 198V197H238ZM253 198V197H252ZM263 198H264V196H263ZM1 199V198H0ZM30 199V198H29ZM35 199V198H34ZM45 199V198H44ZM88 199V198H87ZM117 199V198H116ZM125 199V198H124ZM58 200V199H57ZM61 200V199H60ZM71 200V199H70ZM113 200V199H112ZM122 200V199H121ZM251 200V199H250ZM260 200V199H259ZM2 201V200H1ZM44 201V200H43ZM49 201V200H48ZM138 201V200H137ZM223 201H224V199H223ZM247 201H249V200H247ZM246 201V202H247ZM252 201V200H251ZM250 201V202H251ZM15 202V201H14ZM22 202V201H21ZM33 202V201H32ZM34 202H35V200H34ZM39 202V201H38ZM123 202V201H122ZM162 202V201H161ZM178 202V201H177ZM191 202V201H190ZM204 202V201H203ZM219 202V201H218ZM232 202V201H231ZM253 202V201H252ZM260 202V201H259ZM3 203V202H2ZM43 203V202H42ZM116 203V202H115ZM151 203V202H150ZM187 203V202H186ZM196 203V202H195ZM249 203V202H248ZM254 203H255V201H254ZM261 203V202H260ZM12 204V203H11ZM24 204V203H23ZM30 204H31V202H30ZM47 204V203H46ZM58 204V203H57ZM59 204H60V202H59ZM153 204V203H152ZM155 204V203H154ZM175 204V203H174ZM231 204V203H230ZM239 204V203H238ZM245 204V203H244ZM247 204V203H246ZM251 204H253V203H251ZM20 205H22V204H20ZM33 205V204H32ZM67 205V204H66ZM156 205V204H155ZM154 205V206H155ZM189 205V204H188ZM220 205V204H219ZM247 205H249V204H247ZM255 205V204H254ZM257 205V204H256ZM72 206V205H71ZM104 206V205H103ZM212 206V205H211ZM50 207V206H49ZM68 207V206H67ZM73 207V206H72ZM88 207V206H87ZM115 207V206H114ZM166 207V206H165ZM176 207H177V205H176ZM176 207H174L177 211H175V212H178V208H176ZM207 207V206H206ZM260 207V206H259ZM37 208V207H36ZM41 208H42V206H41ZM58 208V207H57ZM57 208H56V211L55 212H57ZM61 208V207H60ZM76 208V207H75ZM84 208V207H83ZM91 208V207H90ZM97 208V207H96ZM152 208V207H151ZM156 208V207H155ZM174 208H173V211H174ZM249 208V207H248ZM247 208V209H248ZM7 209V208H6ZM19 209V208H18ZM44 209H46V208H44ZM65 209V208H64ZM68 209H71V207L70 208H68ZM67 209V210H68ZM109 209V208H108ZM107 209V210H108ZM160 209V208H159ZM231 209V208H230ZM51 210V209H50ZM86 210V209H85ZM94 210H95V208H94ZM101 210V209H100ZM38 211V210H37ZM54 211V210H53ZM70 211V210H69ZM78 211H79V208H78ZM81 211V210H80ZM155 211V210H154ZM166 211V210H165ZM220 211V210H219ZM4 212V211H3ZM31 212V211H30ZM87 212V211H86ZM168 212V211H167ZM174 212V213H175ZM6 213V212H5ZM42 213V212H41ZM59 213V212H58ZM70 213V212H69ZM109 213V212H108ZM151 213V212H150ZM150 213H149V215H150ZM169 213V212H168ZM229 213V212H228ZM236 213V212H235ZM27 214V213H26ZM29 214V213H28ZM38 214H39V212H38ZM106 214V213H105ZM139 214V213H138ZM164 214V213H163ZM197 214V213H196ZM215 214V213H214ZM226 214V213H225ZM258 214V213H257ZM32 215V214H31ZM36 216H37V214H35ZM53 215V214H52ZM56 215H58V214H56ZM82 215V214H81ZM102 215V214H101ZM193 215V214H192ZM256 215V214H255ZM54 216V215H53ZM86 216H89V215H86ZM93 216V215H92ZM113 216V215H112ZM166 216V215H165ZM183 216V215H182ZM214 216V215H213ZM20 217V216H19ZM24 217V216H23ZM25 217H27V216H25ZM33 217V216H32ZM45 217H46V215H45ZM137 217V216H136ZM168 217H169V215H168ZM181 217V216H180ZM211 217V216H210ZM221 217V216H220ZM237 217V216H236ZM246 217H247V215H246ZM36 219H37V217H35ZM48 218H49V216H48ZM54 218V217H53ZM129 218V217H128ZM145 218V217H144ZM157 218V217H156ZM16 219H18V218H16ZM28 219V218H27ZM44 219V218H43ZM76 219V218H75ZM74 219V220H75ZM167 219V218H166ZM4 220V219H3ZM20 220V219H19ZM23 220V219H22ZM85 220V219H84ZM103 220V219H102ZM137 220V219H136ZM138 220H139V218H138ZM146 220V219H145ZM148 220V219H147ZM212 220V219H211ZM262 220H264V219H262ZM7 221V220H6ZM5 221V222H6ZM14 221V220H13ZM12 221V222H13ZM16 221V220H15ZM33 221V220H32ZM32 221L30 222V224L32 223ZM41 221V220H40ZM40 221H39V223H40ZM82 221H83V219H82ZM151 221V220H150ZM156 221V220H155ZM155 221H153L152 223H154ZM178 221V220H177ZM180 221V220H179ZM259 221V220H258ZM3 221H1V223H2ZM29 222V221H28ZM46 222V221H45ZM88 222V221H87ZM119 222V221H118ZM128 222V221H127ZM159 222V221H158ZM188 222V221H187ZM4 223V222H3ZM18 223V222H17ZM22 223H24V222H22ZM36 223V221H34L33 222V225ZM38 223V222H37ZM36 223V224H37ZM42 223V222H41ZM79 223V222H78ZM91 223V222H90ZM126 223V222H125ZM146 223H147V221H146ZM172 223V222H171ZM171 223H168V224H170L171 225ZM193 223V222H192ZM10 224V223H9ZM19 224V223H18ZM26 224H27V221H26ZM29 224V223H28ZM46 224V223H45ZM53 224V223H52ZM83 224H84V222H83ZM130 224V223H129ZM175 224V223H174ZM252 224H253V222H252ZM3 225V224H2ZM6 225H8V224H6ZM14 225V224H13ZM40 225V224H39ZM55 225V224H54ZM70 225V224H69ZM72 225H73V223H72ZM100 225V224H99ZM102 225V224H101ZM117 225V224H116ZM184 225V224H183ZM247 225V224H246ZM38 226V225H37ZM75 226V225H74ZM77 226H79V225H77ZM94 226V225H93ZM151 226H152V224H151ZM172 226V225H171ZM7 227V226H6ZM8 227H9V225H8ZM7 227V228H8ZM14 227V226H13ZM67 227V226H66ZM81 227V226H80ZM167 226H165V228H166ZM27 228V227H26ZM28 228H31V227H28ZM33 228V227H32ZM35 228H37V227H35ZM49 228V227H48ZM65 228V227H64ZM75 228V227H74ZM74 228L72 229V230H74ZM77 228V227H76ZM75 228V229H76ZM137 228V227H136ZM146 228H148L147 230H149L150 229V225H149V227L147 226ZM145 227H144V229H146ZM175 228V227H174ZM207 228V227H206ZM250 228V227H249ZM4 229V228H3ZM2 229V230H3ZM6 229V228H5ZM9 229V228H8ZM68 229H69V227H68ZM87 229H89V228H87ZM169 229V228H168ZM188 229V228H187ZM195 229H196V227H195ZM237 229V228H236ZM10 230V229H9ZM8 230V231H9ZM37 230V229H36ZM43 230V229H42ZM49 230V229H48ZM81 230V229H80ZM146 230V231H147ZM152 230V231H151ZM170 230V229H169ZM226 230V229H225ZM264 230V229H263ZM262 230V231H263ZM7 231V232H8ZM13 231V230H12ZM77 231V230H76ZM75 231V232H76ZM120 231H121V229H120ZM151 231V232H150ZM150 234L152 233V240L153 241H155L156 242V240L158 239V241L160 240V241H162V242H164V244H166L167 242V244H170L169 242L172 240V238L173 239H175L173 236H175L176 235V238H177V233L176 234H174L173 235V233L171 234V233H169V231L167 230V229H163V228H161L160 227V224L159 223H154L153 224V226H152V229H150ZM171 231V230H170ZM175 231V230H174ZM197 231V230H196ZM210 231V230H209ZM15 232V231H14ZM24 232H26V231H24ZM172 232V231H171ZM252 232V231H251ZM2 233V232H1ZM9 233V232H8ZM22 233V232H21ZM41 233V232H40ZM60 233V232H59ZM81 233V232H80ZM89 233V232H88ZM133 233V232H132ZM254 233H256V232H254ZM13 234V233H12ZM18 234V233H17ZM19 234H20V231H19ZM43 234V233H42ZM53 234V233H52ZM51 234V235H52ZM57 234V233H56ZM64 234V233H63ZM68 234V233H67ZM146 234V233H145ZM170 234V235H169ZM196 234V233H195ZM240 234H242V233H240ZM239 234V235H240ZM250 234V233H249ZM260 234V233H259ZM14 235V234H13ZM22 235V234H21ZM39 235V234H38ZM38 235L36 236V237H38ZM48 235H50V234H48ZM70 235V234H69ZM77 235V234H76ZM79 235V234H78ZM92 235V234H91ZM103 235V234H102ZM144 235V234H143ZM171 235H173L172 236V238H170V236ZM236 235V234H235ZM7 236V235H6ZM17 236V235H16ZM15 236V237H16ZM59 236V235H58ZM66 236V235H65ZM125 236V235H124ZM204 236V235H203ZM222 236V235H221ZM246 236V235H245ZM22 237V236H21ZM28 237H30V236H28ZM46 237V236H45ZM48 237H50V236H48ZM52 237V236H51ZM61 237H62V235H61ZM150 237V236H149ZM201 237V236H200ZM214 237V236H213ZM258 237V236H257ZM263 237V236H262ZM65 238V237H64ZM67 239H68V237H66ZM89 238V237H88ZM225 238V237H224ZM20 239V238H19ZM41 239V238H40ZM54 239V237L52 238V240ZM62 239V238H61ZM81 238H79V240H80ZM91 239V238H90ZM245 239V238H244ZM247 239V238H246ZM17 240H18V237H17ZM24 240V239H23ZM22 240V241H23ZM43 240H44V237H43ZM132 240V239H131ZM221 240H223V239H221ZM24 241H26V240H24ZM23 241V242H24ZM80 241H84V240H80ZM104 241V240H103ZM134 241H135V239H134ZM159 241V242H160ZM225 241V240H224ZM234 241V240H233ZM260 241V240H259ZM22 242V243H23ZM45 242V241H44ZM58 242H60V241H58ZM62 242V241H61ZM75 242V241H74ZM88 242V241H87ZM92 242V241H91ZM174 242H175V240H174ZM208 242V241H207ZM210 242V241H209ZM14 243H15V241H14ZM25 243V242H24ZM29 243V242H28ZM99 243V242H98ZM148 243V242H147ZM197 243V242H196ZM212 243V242H211ZM232 243V242H231ZM253 243V242H252ZM27 244V243H26ZM66 244H68V243H66ZM72 244V243H71ZM126 244V243H125ZM137 244V243H136ZM160 245H161V243H159ZM172 244V243H171ZM210 244V243H209ZM215 244V243H214ZM261 244V243H260ZM262 244H264V243H262ZM25 245V244H24ZM37 245V244H36ZM36 245H35V247H36ZM73 245V244H72ZM83 245V244H82ZM121 245V244H120ZM146 245V244H145ZM207 245V244H206ZM254 245V244H253ZM252 245V246H253ZM259 245V244H258ZM78 246V245H77ZM81 246V245H80ZM123 246V245H122ZM136 246V245H135ZM162 246V245H161ZM164 246V245H163ZM205 246V245H204ZM236 246H237V244H236ZM243 246H244V244H243ZM260 246H262V245H260ZM6 247V246H5ZM5 247H4V249H5ZM10 247V246H9ZM24 248L26 247V245L25 246H23ZM23 247H20V248H22L23 249ZM91 247V246H90ZM142 247V246H141ZM145 247V246H144ZM155 246H153V248H154ZM158 247V246H157ZM241 247H242V245H241ZM251 247V246H250ZM255 247V246H254ZM257 247H259V246H257ZM257 247H255L256 249H257ZM12 248V247H11ZM41 248V247H40ZM52 248V247H51ZM55 248V247H54ZM87 248V247H86ZM167 248H168V246H167ZM238 248V247H237ZM247 248V247H246ZM255 248H253L254 249V251L256 250ZM67 249V248H66ZM81 249V248H80ZM135 249V248H134ZM160 249V248H159ZM251 249L252 248H250V251H249V253H251ZM252 249V250H253ZM1 250V249H0ZM15 250V249H14ZM17 250H18V248H17ZM33 250V249H32ZM48 250V249H47ZM47 250H45V251H47ZM50 250V249H49ZM58 250H60V249H58ZM71 250V249H70ZM91 250V249H90ZM260 250L262 251V248H260ZM260 250L258 249L257 251L258 252H260ZM11 251V250H10ZM35 252H36V250H34ZM63 251H65V250H63ZM74 251V250H73ZM78 251V250H77ZM82 251H84V250H82ZM134 251V250H133ZM136 251V250H135ZM228 251H230V250H228ZM242 251V250H241ZM9 252V251H8ZM19 252H21V251H19ZM25 252V251H24ZM23 252V253H24ZM38 252V251H37ZM59 252V251H58ZM67 252V251H66ZM75 252H76V250H75ZM75 252H73V253H75ZM87 252V250L84 252V253H86ZM253 252V251H252ZM3 253H5V252H3ZM12 253V252H11ZM22 253V255H24ZM27 253H29V252H27ZM26 253V254H27ZM33 253V252H32ZM39 253V252H38ZM60 253V252H59ZM223 253V252H222ZM238 253V252H237ZM246 253H248V251H246ZM246 253L243 255V254H241L243 257H244V259L246 260V261H248L246 258H251L250 259V262H249V264H264V250H263V253H258L259 255H255V257H254V255H253V257H251L250 256V254L248 255V257H247V255H246ZM254 253H257L256 251L254 252ZM25 254V255H26ZM72 254V253H71ZM80 254V253H79ZM121 254V253H120ZM228 254V253H227ZM9 255V254H8ZM15 255V254H14ZM20 255V254H19ZM38 255V254H37ZM43 255V254H42ZM46 255H48V254H46ZM51 255V254H50ZM54 255V254H53ZM74 255V254H73ZM84 255V254H83ZM180 255H182V254H180ZM240 255V256H241ZM10 256H11V254H10ZM30 256V255H29ZM33 256V255H32ZM45 256V255H44ZM75 256V255H74ZM73 256V257H74ZM86 256H88V255H86ZM97 256V255H96ZM100 256V255H99ZM194 256V255H193ZM229 256V255H228ZM40 257V256H39ZM51 257H53V256H51ZM50 257V258H51ZM69 257V256H68ZM79 257V256H78ZM154 257V256H153ZM155 257H157V256H155ZM183 257V256H182ZM190 257V256H189ZM222 257V256H221ZM5 259H6V257H4ZM13 258H15V256L13 257ZM24 258V257H23ZM26 258H27V256H26ZM30 258V257H29ZM28 258V259H29ZM43 258V257H42ZM49 258V257H48ZM57 258H58V255H57ZM67 258V257H66ZM72 258V257H71ZM95 258V257H94ZM151 258H152V256H151ZM181 258V257H180ZM180 258H179V260H180ZM229 258V257H228ZM242 257H240V259H241ZM2 259V258H1ZM9 259V258H8ZM7 259V260H8ZM32 259H35V258H31V260H26L28 263L27 264H36V260H34V261H32ZM56 259V258H55ZM62 259V258H61ZM64 259V258H63ZM79 259H80V257H79ZM83 259V258H82ZM158 259L160 260V262H161V260L162 259H160V257L159 258H152V259H147V257H146V254L144 255V254H142V253H138L137 255H135V257L132 259V261H130L129 263H127V264H161L160 262H158ZM219 259V258H218ZM224 259V258H223ZM244 259H242V260H244ZM17 260V259H16ZM20 260V259H19ZM95 260V259H94ZM225 260V259H224ZM244 260V261H245ZM3 261H5V260H3ZM8 261H10V260H8ZM13 261V260H12ZM18 261V260H17ZM16 261V262H17ZM26 261L24 262L25 264H26ZM42 261H44V260H42ZM48 261V260H47ZM51 261V260H50ZM70 261V260H69ZM77 261H79V260H77ZM165 261H167V260H165ZM177 261V260H176ZM241 261V260H240ZM243 261V262H244ZM1 262V261H0ZM19 262V261H18ZM18 262L17 263H12V264H18ZM23 262V261H22ZM39 262V261H38ZM37 262V263H38ZM83 262V261H82ZM81 262V263H82ZM168 262V261H167ZM196 262V261H195ZM194 262V263H195ZM46 263V262H45ZM51 263V262H50ZM54 263V262H53ZM56 263V262H55ZM76 263V262H75ZM84 263V262H83ZM94 263V262H93ZM163 263H165V262H163ZM162 263V264H163ZM174 263V262H173ZM224 263V262H223ZM240 263V262H239ZM3 264V263H2ZM7 264V263H6ZM40 264V263H39ZM70 264V263H69ZM78 264H79V262H78ZM117 264V263H116ZM225 264V263H224ZM240 264H242V263H240ZM244 264V263H243ZM247 264V263H246Z\"/></svg>","mask_w":264,"mask_h":264}]
</instances>
